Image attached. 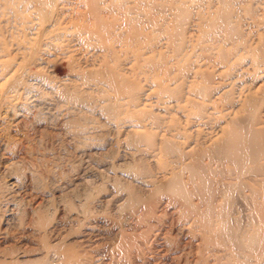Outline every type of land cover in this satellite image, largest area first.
<instances>
[{
    "label": "rangeland",
    "instance_id": "rangeland-1",
    "mask_svg": "<svg viewBox=\"0 0 264 264\" xmlns=\"http://www.w3.org/2000/svg\"><path fill=\"white\" fill-rule=\"evenodd\" d=\"M157 0H153V3L154 2H156ZM167 1V2H166ZM170 0H161V2H160V0H158L156 3H150V10L151 11H153V12H151L150 11V13H149V10H146V7H148V5H145V2L144 1H140V4H139V6L141 5V9H136V10H140V11H143V12H140V11H138V13L137 12H135V14H139V15H133V13L134 12H131V13H129L128 14V16H129V22L128 21H126V20H123V16H122V14H121V10H117V14H119L118 15V18L120 19L118 22H117V25H122V26H125L124 24L125 23H127L126 24V27H123V35H121V37L120 38H118L117 40H113V42H110L109 41V43L106 41V40H104L102 37V35H101V33L100 34H97V36L95 37L94 35L93 36H91L92 34H90L89 35V39H87L88 40V44L89 43H91L92 45H95V46H92V45H88L86 42H84V41H87L86 40V38H85V40H82V38H81V36L79 35V38H78V42L80 43H78L79 45L78 46H80V45H82V46H80V49H81V47H82V49H81V51H74V50H72V41L73 40H71V37H73L72 39H74V38H76L78 35L76 34V30H73V29H71L72 28V26H71V22H72V20L73 19H70V18H72V17H75V15H76V12H78V11H80V12H82L83 14L84 13H86L85 15L86 16H88L89 14L87 13L88 12V9H90L91 10V4H90V1L88 0V5H87V7H86V4H87V2L85 1V0H63V1H61L60 2V4L57 6V8L54 10V12L52 13V15H51V17H50V19L49 20H47L45 23H44V25L42 26V28H41V35L38 37V39L37 40H39L38 42H39V44L37 45L36 44V46H34L35 45V43H33V41H29V37H34L32 34H31V32H34L36 29H32V28H29V27H33V26H35L34 24L35 23H39V20H37L39 17H38V15L35 13V9H34V7H33V2H29V3H26L27 5H26V7L28 8L24 13H22V11H21V7L18 9V6L20 5H22V2H21V0H12V1H10V0H0V4L2 5H0V14H1V12H2V14L0 15V42L2 43V45H0V50H1V52H0V57L1 58H4V57H6V58H4L5 60H6V64L5 65H0V68L2 69H0V73H2L3 72V70H4V72H8L10 69H13L14 70V74H16L15 76H17V79L19 80L18 82V86H17V89H15L16 91H14L13 90V88H10L9 87V84L11 83V79L12 78H8L6 81L4 80V76L6 75V73L4 74V73H2V76H1V74H0V97H2V95H3V97L2 98H0V190L2 191H0L1 192V194H0V217H1V219H0V233L1 232H3L4 230H5V232H7V233H5L4 232V234L3 233H1L3 236H1V234H0V255H1V257L0 258H2V257H6V256H8V254H9V252H10V254H9V256H8V258H10V257H12V258H14L13 259V261H15V262H11L10 264H13V263H15V264H19L20 262V264H28V261H29V259H30V261H29V264H32L31 262H34V260L33 259H36V257L37 256H39V257H37V259L38 260H40L39 261V263H33V264H42V261H43V264H45V261H46V264H49L50 262L48 261V260H50L48 257L50 256V254L49 253H47V255H48V257H47V255H44V252H45V254H46V252H47V250H48V252H50V253H52V251H54V249H55V251L57 250V248H58V250L57 251H59V252H61L63 249H65V247H66V249H67V246H65V245H67L68 243H70L71 244V246H74L73 245V242L75 241H77L78 239H79V235L81 234V230L82 229H80L81 227H77V229H76V227H73V223H75V222H72V220L71 219H69L70 218V215L69 214H71V212L70 211H68V208L69 207H71V205L73 206V204H75L74 206H79V207H81L82 206V202H83V204H84V209H87V207L88 208H90V209H94V210H100L101 209V211L103 210V208H104V211H106V212H104L106 215H109V213L111 214V215H109V217H112L113 219H114V222H117L118 220H121V219H123V217H122V215H121V217L120 216H115L116 214L118 215V208L117 207H119L118 205H120L121 204V202H120V200L121 201H123L122 199V196H125L126 195V193H127V191H131L132 190V187H133V183L132 182H130L129 180V177L127 176V175H124V174H130V173H132L133 171H135V170H140V168H141V172L143 171V169H144V171L143 172H147L148 173V171L150 170V171H152V170H154V167H155V161H153V160H148L149 158H148V156L147 155H149V154H151L150 153V150H147V151H149L148 153H147V151L146 150H144V148L145 149H150L151 148V145H153V144H151V142L153 141V142H155V141H159V139L161 140H164L165 142H163L162 141V144L163 143H165V147L163 148V146H164V144H163V146H162V149H164V151H162V155H165L166 157L168 156H170V154L172 153V155L173 154H175L176 155V152L178 153V150H177V148H179V147H177V145H179L180 144V146L182 147H184V146H186L187 144H191V143H193V142H195V139L196 138H198L196 141L197 142H199L200 141V145H201V143H202V145H204L205 143H206V146H202L203 148V151L206 153L207 152V154H205L204 152H202L203 154H205V156L204 155H202L201 154V152H198L197 150H196V152L195 151H193L192 153H196L197 155V157L194 155H192V157L194 158V157H196L195 158V160L198 158V157H200V158H198V160H194V159H192V157L190 158V161L192 162V160H193V162H192V164L194 163L195 165V168H194V166L192 165H189V166H191L190 168H191V170H190V168H189V166H188V168L187 167H183V168H185L184 169V171L186 172V174H185V172L183 171V169H182V172H183V174L185 175V176H187V174L188 173H192V177L194 178V179H192V180H195L196 182H198L199 184L198 185H202V187L203 188H206V185L204 186V183L205 184H207V189L205 190V191H203L202 193L201 192H199V195H202L201 197L204 199V197L203 196H205L206 194H208V193H206V192H208V191H210L211 190V192H212V190H214V188L216 187L215 185H214V183L216 182V180L218 179L219 180V178H217L216 179V177L217 176H220V178H221V175H219V174H217V173H220V170L218 171V170H216L217 168H214L215 166H217L218 168H222L221 167V165H219L217 162H216V160L218 159V158H214V157H218L219 155V157L222 159V155H221V152L220 153H218V151H220V150H218V147L216 148V150L217 151H215V149L212 151V147H214V145H216L215 143V141H216V136H218V137H220V133L218 134V132H220V131H218L219 129V127H217V126H220V124H221V126H222V124H223V126L225 125L224 123H226L228 120H230V117L231 116H229V114H231L229 111H228V109H229V107H230V109H231V112H232V108L235 110V109H237V107H238V105L240 104V106L242 105V107L244 106H246V113L250 110V112H251V114H252V112H253V114L251 115L250 114V116H251V118L252 119H254L255 117L257 118H255L254 119V123H257L258 122V120H259V122H260V120H262L263 122L261 123V127L262 126H264L263 125V123H264V101H262V100H264V73H259V75L257 74V75H253V73L254 72H251L250 71V68H248L249 70H248V73L246 74V76L244 75V76H242V77H240L239 78V80L237 79L235 82L236 83H238L239 84V82H241L242 80V82H246V83H248V84H244L242 87L243 88H241V90L239 89L240 87H238V85L236 86H234V85H232L231 86V90L229 91V87L230 86H226V84H225V82L224 81H222V84H220V85H216L215 83V81H216V71L220 68V67H222V66H224V64H225V61H223L224 60V57H218L219 55L217 54V50L215 51V49H214V45H217L216 43H218V44H224L225 42H229V41H231L232 42V39H233V37L235 38V40L236 39H239V38H241L240 40L241 41H244L243 40V38H244V35H243V37L242 36H240V32H242L244 29H243V27H245L246 26V28H248V34H247V37H245V39L247 38V40H250L249 39V36H250V38H251V31H252V29H254V30H257V29H255V28H258V30L259 31H261L260 32V35L262 34L263 35V37H264V20H263V23L261 22L262 21V19L261 18H263L262 16H264L263 14H264V0H255V2H254V0H227V3H228V1L231 3V4H233L234 2V4H233V6H236V7H233V6H230L231 7V9H232V15H234L235 13V16H233V22H232V24H221V22H218L219 21V18H217V20H216V22H218L219 24H221V25H218V28H217V26H214V25H211V26H208V25H206V23L202 20L201 21V23L199 24L200 26H199V28H195V29H197L196 31H193V34L192 35H188V37L186 36V38H188V39H185L186 40V43L185 44H183L184 45V47H183V45H181L182 46V48L180 49V51H176L174 48H173V44H171L170 46L169 45H167V41H166V36H168V34L169 33H167L166 34V32H162V30H161V32L163 33H160V32H157V31H160L159 29L158 30H156V31H154L153 33H147L148 34V36H149V38H151V41H153V42H151V49H153L154 47H156V48H154V49H156V50H154V52H152L153 54H151V56H150V58L149 59H145V58H143L142 56H140V54L143 52V53H145V52H147L148 53V51H149V48H147V47H142L141 45V47L140 48H138V49H140V54L139 55H135V54H133V52L131 51V49H133V47H131V45L132 46H134V44H135V42H136V45H138V42L139 41H143V37H144V33H146L147 31H149L150 30V28L148 29L147 28V26H149L150 24L149 23H154L155 25H156V27H158L159 28V26H160V24H161V26H160V28L162 29V27H169V25H170V23H172V22H170L171 20L170 19H168V18H170V15L168 14V13H166V12H169L170 13V9H168V8H170L169 6H170V2L171 1H173V0H171L170 2H169ZM184 2H185V5L187 4V9H188V11H190V12H187L188 13V16L189 15H191V17H197V14H199V12H205L206 10H204V9H207V7L209 8V6L210 7H215L216 5V3L214 4V2H213V0H197L198 2L197 3H195L196 2V0H183ZM188 3H187V2ZM194 1V2H193ZM214 1H216V0H214ZM233 1V2H232ZM240 1V2H239ZM244 3H243V2ZM65 2V3H64ZM160 2V4H157V3H159ZM189 2L191 3V5H192V2H193V5L191 6L190 4H189ZM212 2V3H211ZM238 2V3H237ZM248 4H247V3ZM256 2H258V3H256ZM259 2H261V3H259ZM13 3V4H12ZM62 3H63V5H62ZM72 3V4H71ZM167 3H169V4H167ZM196 5H195V4ZM199 3H200V5H199ZM4 4H5V6L7 7H5L4 6ZM74 4V5H73ZM77 4H78V6H77ZM157 4V5H156ZM189 4V5H188ZM205 4L207 5L206 7H205ZM214 6H213V5ZM225 4V3H224ZM253 4H254V6H253ZM257 4V5H256ZM258 4H259V6H258ZM262 4V5H261ZM8 5V6H7ZM12 5H14V6H12ZM66 5V6H65ZM67 5H69V6H67ZM156 5V6H155ZM166 5H167V7H166ZM212 5V6H211ZM239 5H241V9L239 8ZM249 5V6H248ZM17 8H16V7ZM72 6V7H71ZM142 6H144V8H142ZM161 6L163 7L162 9H161ZM193 6H195V7H193ZM197 6H199V7H197ZM202 6H204V7H202ZM261 6V7H260ZM263 6V7H262ZM30 7H31V9H30ZM81 7V8H80ZM192 7V8H191ZM197 7V8H196ZM200 7L201 8H203V9H200ZM245 7V8H244ZM248 7H249V10H248ZM254 7L256 8V9H254ZM259 7H260V9H259ZM3 8H5V9H3ZM78 8H79V10H78ZM84 8V9H83ZM158 8V9H157ZM189 8H190V10H189ZM199 8V9H198ZM250 8H252L253 10H255V11H252V9H250ZM261 8L263 9L262 11H261ZM7 9H8V11H7ZM19 10V12L17 11V10ZM153 9V10H152ZM163 9H164V12H163ZM167 9H168V11H167ZM247 9V10H246ZM259 9V10H258ZM158 10H159V13H161V14H159L158 13ZM162 10V11H161ZM237 10V11H236ZM242 10H243V12H242ZM4 11V12H3ZM9 11H10V13H9ZM21 11V12H20ZM101 11L102 12H104V11H106L107 12V9L105 8V7H102V9H101ZM132 11V10H131ZM146 11H148V13L146 12ZM157 13H156V12ZM198 13H197V12ZM240 11V12H239ZM247 11V12H246ZM253 13H252V12ZM6 12V13H5ZM31 12V13H30ZM66 12V13H65ZM106 12H104V14H105V16L107 17L108 15L106 14ZM114 12V11H113ZM114 12V13H115ZM148 14H146V13ZM239 12V13H238ZM258 12V13H257ZM9 13V14H8ZM65 13V14H64ZM69 13H70V16H69ZM108 13V12H107ZM145 15H147V17L146 16H144L143 14ZM152 13V14H151ZM164 13H166L167 15H164ZM234 13V14H233ZM241 13V14H240ZM252 13V14H251ZM255 13V14H254ZM21 14V15H20ZM103 13H102V15H104ZM120 14H121V16H120ZM141 14V15H140ZM151 14V15H150ZM155 14V15H154ZM195 14H196V16H195ZM201 14V13H200ZM238 14V15H237ZM256 14H260V16H255ZM6 15V16H5ZM132 15H133V18H132ZM153 15L155 16L154 17V19L156 20H154V19H152L153 18ZM161 16V18L159 17V16ZM169 15V16H168ZM3 16V17H2ZM60 16H61V18L62 19H60ZM63 16V17H62ZM134 16H136V17H134ZM143 16V17H142ZM163 16V17H162ZM166 16V17H165ZM237 16V17H236ZM240 16H243V18H240ZM256 18H255V17ZM16 17V18H15ZM68 18V20H67V18ZM88 17H90V16H88ZM139 17V18H138ZM146 17V18H145ZM190 17V18H191ZM239 17V18H238ZM261 17V18H260ZM111 18H113V17H110L109 19H111ZM134 18H137V19H134ZM164 18V19H163ZM166 18H167V20H166ZM189 18V19H190ZM247 18V19H246ZM260 19V20H258V22H257V19ZM9 21H8V20ZM34 19V20H33ZM133 19V20H132ZM142 19V20H141ZM148 19V20H147ZM160 19V20H159ZM235 19V20H234ZM238 19V20H237ZM241 19H242V21H241ZM246 19V20H245ZM254 19V20H253ZM11 20H13V21H11ZM63 22H62V21ZM65 20V21H64ZM144 20V21H143ZM146 20V21H145ZM165 20V21H164ZM168 20H170V21H168ZM239 20H240V23H239ZM253 20V21H252ZM126 21V22H125ZM132 23H131V22ZM136 21V22H135ZM155 21V22H154ZM168 23H167V22ZM259 21H260V24L258 25V23H259ZM48 22V23H47ZM58 22H60V24H59V26L56 24V25H54V23H58ZM65 22V23H64ZM159 23V25H158V23ZM163 22V23H162ZM170 22V23H169ZM244 22H245V24H244ZM254 22H256V23H254ZM7 23V24H6ZM13 23V24H12ZM63 23V24H62ZM67 23V24H66ZM110 24H111V22H109ZM135 23H136V25H135ZM205 23V24H204ZM217 23V24H218ZM46 24V25H45ZM62 24V25H61ZM140 24H141V26H140ZM149 24V25H148ZM166 26H165V25ZM217 24H215V25H217ZM238 24V25H237ZM242 24V25H241ZM243 24H244V26H243ZM263 24V25H262ZM29 25V26H28ZM116 25V26H117ZM143 25V26H142ZM232 25H234V26H232ZM235 25H237L238 26V28H237V26L235 27ZM252 27V29L250 28V26ZM12 26V27H11ZM64 26H66L67 28H64ZM135 26H137V27H139V28H143V29H145L146 30V32H144V33H142L140 36H139V41H137L136 39H134V38H136V34L135 33H133V28L135 27ZM187 27H185V31L186 30H188V29H186V28H188L189 26L188 25H186ZM219 26L221 27H225V29L224 28H219ZM240 26V27H239ZM242 26V27H241ZM253 26H255V27H253ZM257 26V27H256ZM262 26V27H261ZM14 27V28H13ZM24 27H28L27 29H24ZM53 27H55L54 29H53ZM103 27V26H102ZM150 27V26H149ZM232 27H235V28H232ZM259 27H261V28H259ZM16 28V29H15ZM136 28V27H135ZM170 28V27H169ZM168 28V29H169ZM213 28V29H212ZM230 28H232V29H230ZM245 28V29H246ZM59 29V30H58ZM69 29V30H68ZM96 29H98V28H96ZM126 29H128V30H126ZM202 29V30H201ZM219 29V30H218ZM224 29V30H223ZM226 29L228 30V31H226ZM235 29H237L239 32H237ZM19 30V31H18ZM32 30V31H31ZM48 30V31H47ZM68 30V31H67ZM102 30V29H101ZM204 30V33L202 32ZM209 30H211L210 32H209ZM216 30V31H215ZM221 30V31H220ZM230 30V31H229ZM233 32H232V31ZM242 30V31H241ZM251 30V31H250ZM253 30V31H254ZM257 30V31H258ZM22 31V32H21ZM128 31V32H127ZM252 31V32H253ZM50 32V33H49ZM93 32H95V31H93ZM98 32H100V31H98ZM209 32V33H208ZM228 32H230L231 34H232V36L228 33ZM96 33V32H95ZM234 33H235V35H234ZM29 34V35H28ZM63 34V35H62ZM129 34V35H128ZM219 34H220V36H219ZM225 34H226V37H225ZM229 34V35H228ZM236 34H238V35H236ZM31 35V36H30ZM69 35V36H68ZM156 36V38H155V36ZM164 35V36H163ZM217 35V36H216ZM223 35H224V37H223ZM234 35V36H233ZM249 35V36H248ZM262 35H261V41L262 40H264V38L262 37ZM63 36V37H62ZM76 36V37H75ZM100 36V37H99ZM124 37V39H123V37ZM125 36H127V37H125ZM157 36H158V38H157ZM196 36V37H195ZM202 36H204V37H202ZM237 36V37H236ZM239 36V37H238ZM246 36V35H245ZM68 37V38H67ZM95 37V38H94ZM99 37V38H98ZM165 37V38H164ZM206 37V38H205ZM217 37V38H216ZM220 37V38H219ZM222 37V38H221ZM231 37H232V39H231ZM52 38V39H51ZM59 38V39H58ZM64 39V40H61V39ZM67 38V39H66ZM101 38L104 40H101ZM126 38H127V40H126ZM154 40H153V39ZM161 38H162V40H164V41H162L161 40ZM164 38V39H163ZM210 38L213 40V39H215L216 41H218V42H215L214 40V42L213 43H215V44H213L212 43V41H211V44L212 45H210ZM68 39H70L69 41H68ZM121 39H123V40H121ZM155 39H157V41H155ZM159 39V40H158ZM191 39V40H190ZM199 39V40H198ZM202 39H204L202 42H201V40ZM207 39V40H206ZM218 39V40H217ZM226 39H229V40H226ZM54 40V41H53ZM58 40V41H57ZM67 40V41H66ZM93 40V41H92ZM120 40V41H119ZM221 40V41H220ZM234 40V39H233ZM52 41H53V44H52ZM57 41V42H56ZM97 41H99V42H97ZM118 41V42H117ZM132 41V42H131ZM162 41V42H161ZM208 42V43H206L205 44V42ZM238 41V40H237ZM62 42H64L63 43V45H62ZM104 42V44L102 45V43ZM182 42V43H183ZM204 42V44H202ZM219 42H221V43H219ZM223 42V43H222ZM227 42V43H228ZM0 43V44H1ZM86 43V44H85ZM112 43V44H111ZM120 43H122V44H120ZM126 43V44H125ZM28 44V45H27ZM44 44V45H43ZM65 44V45H64ZM163 44V45H162ZM164 44H166V45H164ZM86 45H88V46H86ZM159 45L161 46V47H164L163 49L161 48V47H159ZM188 45H189V47H188ZM202 45H203V47H202ZM38 46H39V48H38ZM105 46L106 48L107 47H111V48H108V50L110 51V53L109 54H104L105 53V47L103 48V47ZM120 46V47H119ZM205 46V47H204ZM239 46V45H238ZM22 47V48H21ZM34 47H35V49H34ZM46 47H48V48H46ZM59 47H61L62 49H60ZM116 47V48H115ZM120 49H119V48ZM122 47V48H121ZM123 47H125L124 49H123ZM157 47H158V50H157ZM239 47H241V45L239 46ZM31 48V49H30ZM33 48V49H32ZM38 48V49H37ZM142 48V49H141ZM190 49V51H189V49ZM206 48V49H205ZM208 48V49H207ZM209 48H210V50H209ZM19 51H18V50ZM50 49V50H49ZM98 49V50H97ZM123 49V50H122ZM148 49V50H147ZM170 49V50H169ZM183 49H185V50H183ZM187 49V50H186ZM203 49H205V50H203ZM32 50V51H31ZM35 50V51H34ZM82 50H84V51H82ZM99 50H100V52H99ZM101 50H102V52H101ZM103 50H104V52H103ZM116 50V51H115ZM209 50V51H208ZM212 50H214V52L212 51ZM4 51V52H3ZM72 51H74L73 53H72ZM91 51H98L101 55L103 54V56H104V59L103 60H101V62H100V65H90L89 63L93 60V59H91V57L89 56V53L91 52ZM119 51V52H118ZM160 51V52H159ZM169 51V52H168ZM203 51H205V52H203ZM19 52V53H18ZM69 52H71V53H69ZM77 52V53H76ZM158 52V53H157ZM167 52V53H166ZM174 52H180L179 54L178 53H175V54H177L175 57H179L178 59H179V62H181L182 63V65H185V66H182V67H184V69L182 68L181 70H178L179 68L178 67H180V66H178V65H176L175 63H172V61H175V57H174V55H172V54H174ZM186 52V53H185ZM195 52V53H194ZM205 53V55L207 54V53H209V52H211L210 54L211 55H209V54H207L206 56L208 57V56H212V57H208V58H211V59H209V60H212V58H213V61H207L206 59H208L207 57H205V55L203 54V53ZM14 53V54H13ZM34 53H36L35 55H34ZM48 53V54H47ZM75 53V54H74ZM79 53H81V54H79ZM146 53V54H147ZM165 53V54H164ZM170 55H169V54ZM181 53H182V55H181ZM13 54V55H12ZM28 54V55H27ZM58 54V55H57ZM129 54V55H128ZM187 54V55H186ZM197 54V55H196ZM213 54H214V56L216 55H218L217 57L215 56H213ZM33 55V56H32ZM75 55V56H74ZM87 55V56H86ZM121 55V56H120ZM123 55V56H122ZM125 55V56H124ZM157 55V56H156ZM161 55H162V57H161ZM165 57H164V56ZM179 55V56H178ZM3 56V57H2ZM33 58H32V57ZM77 56H82V57H77ZM131 56V57H130ZM146 56V55H145ZM168 56H170V57H168ZM198 58H196V57ZM31 57V58H30ZM108 57V58H107ZM147 57V56H146ZM164 57V58H163ZM185 57V58H184ZM193 57H195V58H193ZM244 57H245V59H244ZM244 57H242V58H240L238 61H237V64L238 65H240V66H246L247 65V62L249 61V59H250V56L249 55H245ZM28 58V59H27ZM46 58V59H45ZM76 58V59H75ZM80 58V59H79ZM82 58H84V59H82ZM88 58H90V59H88ZM157 58V59H156ZM164 59V62H163V59ZM165 58H167V60L165 59ZM169 58V59H168ZM194 60H193V59ZM218 58V59H217ZM222 59V63H219L221 60L220 59ZM29 59H31V60H29ZM78 59V60H77ZM111 59V60H110ZM128 59V60H127ZM161 59V60H160ZM174 59V60H173ZM199 59H201V60H199ZM204 59V60H203ZM29 60V61H28ZM81 60H85L84 61V63H83V61H81ZM170 60V61H169ZM183 60V61H182ZM203 60V61H202ZM219 62H218V61ZM247 60V61H246ZM73 61V62H72ZM105 61V62H104ZM123 61V62H122ZM149 61V62H148ZM166 61H167V64H168V62H170L169 64V68H170V70H169V68H167V70H165L168 74H166V75H162L161 76V73H160V68L162 69V71H163V64H165V66H167L166 65ZM193 61V62H192ZM80 62H82V63H80ZM86 62V63H85ZM96 62V61H95ZM111 62H113V63H111ZM158 62V63H157ZM199 62V63H198ZM209 62V63H208ZM210 62H212V64L210 63ZM217 62V63H216ZM72 63V64H71ZM79 63V64H78ZM97 63V62H96ZM99 63V62H98ZM122 63V64H121ZM124 63V64H123ZM128 63H129V65H128ZM132 63V64H131ZM154 63V64H153ZM161 63H163V64H161ZM171 63H172V65H171ZM192 63H193V65H192ZM224 63V64H223ZM240 63V64H239ZM246 63V64H245ZM83 64H84V66H83ZM106 64V65H105ZM162 65L161 67L159 66V65ZM173 64H175V65H173ZM187 64V65H186ZM219 64V65H218ZM223 64V65H222ZM243 64V65H242ZM25 65V66H24ZM44 65H45V67H44ZM85 65H87V66H85ZM151 65V66H150ZM191 65V66H190ZM204 65H206V68H205V66ZM213 65V66H212ZM216 65H218V66H216ZM27 66V67H26ZM38 66V67H37ZM42 66V67H41ZM53 66V67H52ZM89 66H92V67H89ZM107 66V67H106ZM128 66V67H127ZM143 66V67H142ZM158 66L160 67V68H158ZM172 66H173V70H172ZM197 66V67H196ZM203 66V67H202ZM208 66V67H207ZM216 66V67H215ZM4 67H5V69H4ZM49 67V68H48ZM87 67V68H86ZM117 67H119V68H117ZM123 67V68H122ZM127 67V68H126ZM185 67H189V68H185ZM81 68V69H80ZM193 68H195L194 69V71H193ZM20 69H22V70H20ZM73 69V70H72ZM116 69H117V73L115 72L116 71ZM127 69V70H126ZM154 71H152V70ZM158 69V70H157ZM232 69V68H231ZM6 70V71H5ZM87 70V71H86ZM89 70L91 71V73L89 72ZM119 70V71H118ZM122 70V71H121ZM132 70V71H131ZM136 70V71H135ZM145 70V71H144ZM157 70V71H156ZM177 70V71H176ZM184 70V71H183ZM204 70V71H203ZM206 70H207V72H206ZM21 71V72H20ZM48 71V72H47ZM80 71H82L81 73H80ZM86 71V72H85ZM135 73H134V72ZM170 71V72H169ZM179 71H181V72H179ZM193 71V72H192ZM235 71V69L234 70H232V73ZM89 72V73H88ZM146 72H148V73H146ZM192 72V73H191ZM203 72V73H202ZM206 72V73H205ZM229 72H231V71H229ZM259 72V71H258ZM88 73V75H89V78L87 77L88 75H85V74H87ZM94 73V74H93ZM99 73V74H98ZM102 73V74H101ZM106 73V74H105ZM139 73V74H138ZM155 73L157 74V76H151V75H155ZM174 73V74H173ZM180 73V75H178ZM191 73V74H190ZM209 73V74H208ZM211 73V74H210ZM223 73V72H222ZM222 73L221 74H219V75H217L218 77H221V78H224V76H226L227 77V75L229 74H231V73H228V71L227 72H225L226 74H224V75H222ZM21 74V75H20ZM93 74V75H92ZM104 74V75H103ZM114 74H116L117 76H119V78H123L122 80L120 79L119 81H117L118 82V87L120 88V89H118V87H116V89H115V85H112V84H114V80H112V78H113V76H114ZM132 74H133V76H132ZM160 74V75H159ZM175 75V74H177V75H175V76H171V75ZM200 74H203L202 76H200ZM205 74L207 75L206 77V81L204 82L202 79H205L203 76H205ZM234 74V73H233ZM91 75V76H90ZM94 75H95V77H94ZM167 75H169V76H167ZM190 75H192V76H190ZM208 75H212V76H208ZM213 75H215V76H213ZM228 75V76H229ZM86 76V77H85ZM99 76H101V77H99ZM103 76H104V78H103ZM123 76V77H122ZM167 76V77H166ZM177 76V77H176ZM179 76V77H178ZM185 76V77H184ZM190 76V77H189ZM24 77V78H23ZM57 77V78H56ZM71 77V78H70ZM129 77H130V79H129ZM132 77V78H131ZM152 79H151V78ZM158 77H162L163 79H165V78H168L169 80H168V82H169V84H170V88H175L174 90H171V91H165V93H163V96H162V98L164 99V98H166L167 97V99H171L172 98V100H168L167 101V99L165 100L166 102V104H167V106H166V104L165 103H161L162 105H163V107L160 105V100H158V98H157V96H158V93L160 92H157L159 89L157 88V86H156V83H155V81H158ZM173 77H174V79H173ZM198 79H197V78ZM208 77L210 78V79H208ZM216 77V78H215ZM254 77V79H252ZM73 78V79H72ZM88 78V79H87ZM93 78V79H92ZM107 78V79H106ZM110 78H111V80H110ZM127 78V79H126ZM9 79H10V81H9ZM49 79V80H48ZM76 79V80H75ZM84 79V80H83ZM86 79H87V81H86ZM97 79V80H96ZM171 79H173V80H171ZM178 79H180V80H178ZM191 79H193V80H195V85L191 88H189L188 86H187V80H191ZM211 79H212V81H211ZM213 79L215 80V81H213ZM253 81H252V80ZM2 80L3 81H5V82H2ZM66 80V81H65ZM177 80H178V85L179 86H176L177 84H176V82H177ZM209 80V81H208ZM222 80V79H221ZM247 80V81H246ZM122 81H124V83L122 82ZM137 82V83H135V82ZM186 81V82H185ZM238 81V82H237ZM250 81L251 82H254V83H256V84H254L253 85V83H250ZM9 82V84L7 85V83ZM59 82V83H58ZM131 82V83H130ZM208 83V85L210 86V87H208L207 88V83ZM211 82H212V84H215L217 87H215V85H212L211 84ZM213 82H215V83H213ZM241 82V83H242ZM88 83V84H87ZM133 83H135V84H133ZM174 83H175V85H174ZM179 83H181V84H179ZM185 83V84H184ZM250 83V84H249ZM5 86H4V85ZM27 84V85H26ZM29 84H31V85H29ZM34 84V85H33ZM85 84V85H84ZM87 84V85H86ZM94 84V85H93ZM99 84V85H98ZM123 84V85H122ZM127 84V85H126ZM129 84V85H128ZM201 84V85H200ZM202 84L204 85V87L206 86V88L204 89V92L203 91H201V92H199L200 90H198V89H200V87L202 86ZM223 84H225V85H223ZM68 85V86H67ZM121 85H122V87H121ZM131 85H134V86H131ZM138 86V88H137V86ZM172 85H174V86H172ZM186 85V86H185ZM199 85H200V87H199ZM222 85V86H221ZM67 86V87H66ZM98 86V87H97ZM131 86V88H129ZM220 86V87H219ZM228 87V89H226V92H225V94L222 92V89H224V87ZM252 86H254V87H252ZM5 87H6V92H5ZM32 87V88H31ZM36 87V88H35ZM123 87H125V88H123ZM134 87V88H133ZM181 87V88H180ZM185 87V88H184ZM215 87V88H214ZM233 87V88H232ZM259 87V88H258ZM7 88H8V91H7ZM29 88V89H28ZM41 88V89H40ZM107 88V89H106ZM135 88H137V89H135ZM149 88V89H148ZM150 88H153V89H150ZM180 88V89H179ZM189 88V89H188ZM196 88H197V90H198V92L196 91ZM213 88V90H212V92H210L211 91V89ZM219 88V89H218ZM222 88V89H221ZM255 89L258 93L256 94V91H254L255 93L253 94V92L250 94V91L248 92V89ZM13 91H12V90ZM60 89V90H59ZM78 89V90H77ZM88 89V90H87ZM109 89V90H108ZM118 89V90H117ZM125 89H129L128 91L127 90H125ZM132 89H134V91H132ZM155 89H157V90H155ZM192 89L194 90V92H192ZM208 89H210V91L207 93L206 91L208 90ZM217 89V90H216ZM262 89H263V91H262ZM4 90V91H3ZM27 90V91H26ZM45 90H46V92H45ZM84 90V91H83ZM87 90V91H86ZM91 90V91H90ZM117 90V91H116ZM121 90V91H120ZM136 90V91H135ZM138 90V91H137ZM140 90V91H139ZM149 90V91H148ZM240 90V91H239ZM21 91V92H20ZM32 91H34V92H32ZM110 91V92H109ZM118 91H119V93H118ZM127 93H125V92ZM173 91H174V93H173ZM178 93H177V92ZM195 91L197 92V93H195ZM237 91H239L240 92V94L237 92ZM242 91H244V92H242ZM245 91H246V93H248L249 95H250V97L252 96V95H256L257 97H259L260 99H261V101L262 102H258V101H260L259 100V98H257L256 96V98L255 97H251V99L253 100L254 98V102L256 103H254V102H251V99H248V100H245V99H247V97H249V95H246V94H243V93H245ZM260 91H262V92H260ZM3 92V93H2ZM10 92V93H9ZM15 92V93H14ZM32 92V93H31ZM39 92V93H38ZM50 92V93H49ZM65 92V93H64ZM95 92V93H94ZM121 92H122V94H121ZM135 92V93H134ZM157 92V93H156ZM183 92V93H182ZM190 92V93H189ZM193 94H192V93ZM202 92H203V94H202ZM220 92H222V93H220ZM227 92H228V94L230 93V92H233V95H235L234 97H232V93H230L229 95L227 94ZM236 92L238 93L237 94V96H236ZM9 93V94H8ZM12 93V94H11ZM14 93V94H13ZM51 93H53L54 94V96H53V94H51ZM73 93V94H72ZM102 93V94H101ZM120 94V98L119 97H117L118 96V94ZM123 93H125L124 95H123ZM130 93L131 94H134L135 95V97H134V95H130ZM146 93V94H145ZM176 93V94H175ZM185 93H186V95H189L190 94V96L191 97H193L194 98V100H201V101H198V102H201V104L197 107L199 110H200V112H199V110L195 107V108H193L192 107V110H191V107H190V105H188V104H186V108L188 107V109H183V108H181V107H178V108H174V101L175 100H178V99H181V98H183V97H185L184 95H185ZM208 94V96H209V98L207 97V96H205V94ZM211 93V94H210ZM217 93H218V95H219V93L221 94V95H225L224 97L223 96H217ZM260 93V94H259ZM5 94V95H4ZM34 94V95H33ZM39 94H40V96H39ZM42 94H43V96H42ZM62 94H64V95H66V96H64L63 97V95ZM69 94V95H68ZM79 94V95H78ZM89 94V95H88ZM112 94V95H111ZM137 94V95H136ZM150 94H151V96H150ZM153 94H155V95H153ZM172 94V96H171V98H170V95ZM197 94V95H196ZM200 94H202V95H200ZM216 94V95H215ZM19 95V96H18ZM28 95V96H27ZM83 95V96H82ZM87 95V96H86ZM157 95V96H156ZM167 95V96H166ZM231 95V96H230ZM238 95H240V96H238ZM244 95H246V96H243ZM263 96V97H261V96ZM35 96V97H34ZM39 96V97H38ZM53 96V97H52ZM70 96H72V97H70ZM90 96V97H89ZM108 96V97H107ZM136 96H138V98H136ZM145 96V97H144ZM166 96V97H165ZM169 96V97H168ZM174 96V97H173ZM197 96V97H196ZM200 96V97H199ZM203 96V97H202ZM212 96V97H211ZM228 96H230L231 97V100H230V98H228ZM5 97V98H4ZM9 97V98H8ZM33 97V98H32ZM76 97V99H74ZM86 97V98H85ZM92 97V99H90ZM129 101H125V98ZM130 97V98H129ZM134 97V98H133ZM176 97H178V98H176ZM196 97V98H195ZM217 97V98H216ZM225 98L224 100H223V98ZM238 97H239V99L242 101L243 100V103L244 104H242V102L241 103H239L238 101H239V99H238ZM26 98V99H25ZM72 98V99H71ZM79 98V99H78ZM85 98V99H84ZM110 98V99H109ZM123 98H124V100H123ZM131 98H133V101H131L132 99ZM175 98V99H174ZM201 98V99H200ZM205 98V99H204ZM212 98V99H211ZM219 98H221V102L218 100ZM230 100H228V99ZM237 98V99H236ZM242 98V99H241ZM244 98V99H243ZM28 99H29V101H28ZM49 99V100H48ZM66 99V100H65ZM103 99H105V100H103ZM120 101V102H118V100ZM144 99V100H143ZM156 99V100H155ZM215 99V100H214ZM234 99V100H233ZM52 102H51V101ZM71 100V101H70ZM77 100L80 102H78L77 103ZM150 100V101H149ZM155 101V103H154V101ZM204 100H206L207 101V103L210 101V100H212V101H210V104L208 103L207 105L209 106V108H208V106L206 105V101H204ZM209 100V101H208ZM219 101V102H217V104H215L214 103V101ZM238 100V101H237ZM42 101V102H41ZM86 101V102H85ZM92 101H93V103H92ZM123 101V103H121ZM224 101V103H223V105H221L222 104V102ZM227 101H229V102H231V103H229V102H227ZM236 101L238 102V103H236ZM245 101V102H244ZM248 101V102H247ZM54 102V103H53ZM84 102V103H83ZM98 102V103H97ZM115 102V103H114ZM143 102V103H142ZM167 102H170V103H167ZM234 102V103H233ZM249 102H251L250 104H249ZM41 103V104H40ZM51 103V104H50ZM59 103V104H58ZM62 103V104H61ZM73 103V104H72ZM87 103V104H86ZM91 103V104H90ZM100 103V104H99ZM114 103V104H113ZM120 103L122 104V105H120ZM131 103V104H130ZM136 103V104H135ZM156 104V105H154V104ZM171 103H173V104H171ZM246 103H248V104H246ZM258 103V104H257ZM263 103V105L261 106V104ZM47 104V105H46ZM64 104V105H63ZM66 104V105H65ZM107 104V105H106ZM123 104H124V106H123ZM168 104H170V105H168ZM202 104L205 106L206 105V108H202V111H201V107H202ZM254 104V105H253ZM260 104V105H259ZM55 105H56V107H55ZM61 105H63V107H62V109H60L61 108ZM96 107H95V106ZM99 105V106H98ZM129 105V106H128ZM132 105H134V106H136L135 108H134V106H132ZM147 105V106H146ZM153 105V106H152ZM227 105V106H226ZM235 105V106H234ZM248 105L250 106V107H248ZM253 105V106H252ZM30 106V107H29ZM84 106H86V107H84ZM93 106V107H92ZM118 106V107H117ZM119 106L122 108L121 110H120V108H119ZM167 108H166V107ZM201 106V107H200ZM203 106V107H204ZM216 106V107H215ZM219 106V107H218ZM220 106L222 107L223 106V109L222 108H220ZM256 106V107H255ZM18 107V108H17ZM27 107L29 108V109H27ZM48 107V110L46 109ZM65 107V108H64ZM82 107V108H81ZM90 107V108H89ZM126 107V109H124V108ZM128 107V108H127ZM133 107V108H132ZM145 107V108H144ZM149 107V108H148ZM190 107V108H189ZM210 107H212V108H210ZM228 109H227V108ZM232 107V108H231ZM253 107H255L254 108V110L257 112H255L254 110L252 111V109H249V110H247L248 108H253ZM260 107V108H259ZM24 108V109H23ZM51 108H53V109H51ZM59 108V109H58ZM82 110H81V109ZM238 108H241V107H238ZM70 109H72V111L70 110ZM124 109V110H123ZM131 109H134V110H131ZM139 109V110H138ZM167 109V110H166ZM206 109V110H205ZM226 109H227V116L228 117H225L224 115H226L225 114V112H226ZM241 109H243L242 110V112L239 114V115H237V116H239V119H241V118H248V116L249 115H245V110H244V108H241ZM241 109H239V110H241ZM14 110V111H13ZM60 110V111H59ZM68 110V111H67ZM70 110V111H69ZM77 110V112H75ZM80 110V111H79ZM92 110V111H91ZM147 110L149 111L148 113H147ZM155 110V111H154ZM188 110V111H187ZM191 110V111H190ZM196 110V111H195ZM214 110V111H213ZM224 110H225V112H224ZM233 110V111H234ZM238 110V109H237ZM54 111V112H53ZM61 111H63V113L61 112ZM67 113H66V112ZM82 111V112H81ZM121 111V112H120ZM126 111V113H124ZM134 111V112H133ZM163 111H164V113H163ZM174 113H173V112ZM181 111V112H180ZM184 111V112H183ZM211 113H210V112ZM213 111V112H212ZM220 111H221V113H220ZM15 112V113H14ZM59 112V113H58ZM75 112V113H74ZM118 112H120V114L122 115V116H120L119 115V113ZM127 112H129V114L130 115H128V113ZM157 112V113H156ZM160 112H162V115H160L161 113ZM171 112V113H170ZM189 114V115H187V113ZM191 112V113H190ZM192 112H195V115L194 114H192ZM196 112H197V114H196ZM198 112H199V114H198ZM205 112H206V114H205ZM250 112H248L247 114H249ZM44 113V114H43ZM74 113V114H73ZM150 113H152V114H150ZM169 113V114H168ZM173 113V114H172ZM176 113V114H175ZM200 113H202V115L200 114ZM203 113H204V115H207L206 117L203 115ZM220 115H218V114ZM224 113V115H221V114H223ZM242 113H243V115H244V117H242L243 115H242ZM43 114V115H42ZM61 114V115H60ZM66 114V115H65ZM71 114V115H70ZM136 114V115H135ZM150 114V115H149ZM154 114V119L155 120H153L152 118H151V115H153ZM156 114H157V117L159 118H157L156 117ZM164 114V115H163ZM179 114V115H178ZM208 114H210V115H208ZM212 114V115H211ZM221 118H219V117H217V115ZM132 115V116H131ZM147 115H148V117H147ZM199 117V116H202V117H197V116ZM213 115H214V117H213ZM232 115V114H231ZM242 115V116H241ZM256 115V116H255ZM259 117H258V116ZM65 116V117H64ZM67 116V117H66ZM119 116V117H118ZM150 116V117H149ZM204 116V117H203ZM211 116V117H210ZM241 116V117H240ZM245 116H247V117H245ZM250 116H249V118H250ZM254 118H253V117ZM121 117V118H120ZM124 117V118H123ZM128 117V118H127ZM133 117H135V118H133ZM140 117V119H138ZM145 117V118H144ZM153 117V116H152ZM176 117H177V119L179 120H177L176 119ZM192 117V118H191ZM209 117V118H208ZM126 118V119H125ZM141 118H143L142 120L144 121V123H143V121L141 122L140 120H141ZM149 118V119H148ZM165 118V119H164ZM179 118H182V119H179ZM194 118V119H193ZM212 118V119H211ZM219 118V119H218ZM229 118V119H228ZM234 118H236V117H234ZM250 118V119H251ZM67 121H66V120ZM70 119H72V120H70ZM136 119V120H135ZM145 119H147V120H145ZM157 119V120H156ZM171 119V120H170ZM176 119V120H175ZM185 119V120H184ZM191 119V120H190ZM195 120V121H193V120ZM197 119H199V120H197ZM205 119V120H204ZM217 119V120H216ZM227 119V120H226ZM248 120V121H250V123H252L253 121H251V120ZM69 120V121H68ZM134 120V121H133ZM161 120V121H160ZM168 120V121H167ZM174 120H175V122H174ZM201 120V121H200ZM204 120V121H203ZM206 120H207V122H206ZM214 120L215 121V123H213L212 121ZM236 121L238 120L237 118L235 119ZM242 120L243 121H245L244 119H241V121L240 122H242ZM120 121V122H119ZM122 121V122H121ZM154 121H156L155 123L156 124H154ZM160 123H159V122ZM182 121H183V123H182ZM198 121L199 122H201V123H198ZM210 121V122H209ZM236 121H232V122H236ZM247 121V120H246ZM247 121V122H248ZM150 122L151 123H153V125L154 126H152L151 124H150ZM158 122V123H157ZM165 122V123H164ZM178 122V123H177ZM191 122V123H190ZM195 122L197 123V124H195ZM206 124V123H208V124H206L205 126H204V124ZM223 122V123H222ZM229 122V121H228ZM258 122V123H259ZM144 125H143V124ZM171 124L170 126H171V128H172V130L175 132V130H176V126H178L180 123V126H182L183 125V127H180V126H178V128L180 127L181 128V130H182V128H183V130L182 131H184L183 133H184V135H185V132H186V134H188V135H185V136H182V135H180V134H182V133H180L179 135L180 136H182V138H178V134H177V137H176V132L174 133L172 130H171V128L169 129V127H168V125H166V124ZM175 123H176V126H174L175 125ZM185 123V124H184ZM209 123H210V125H209ZM219 123V124H218ZM231 123V122H230ZM230 123H227V125L225 126L226 128H230L231 129V127H232V129H231V131L236 127V129H237V126H234V125H236L237 123H238V121H237V123H233L232 124V126L230 125ZM242 123H244V122H242ZM242 123H238L239 125L241 124L242 125ZM249 123V122H248ZM248 123H244V124H248ZM149 124L151 125V127H144V126H149ZM163 124V125H162ZM194 124L195 125H197L196 127H199V126H201V127H199V132L198 131H196L198 128H196L195 126H194ZM199 124V125H198ZM253 124V123H252ZM135 125V126H134ZM172 125H173V127H172ZM217 125V126H216ZM253 125H255V124H253ZM137 126H140L139 128H137ZM195 128H194V127ZM216 126V127H215ZM230 126V127H229ZM85 127V128H84ZM143 127H144V129H143ZM166 127H168V129L170 130V132H169V130H167V128ZM175 127V128H174ZM192 127H193V129H195V130H193L192 129ZM71 129V131H70V129ZM138 130H137V129ZM140 128H141V130H140ZM150 128V129H149ZM155 128H157V130L155 129ZM165 128V129H164ZM177 128V129H178ZM179 128V129H180ZM188 128H191V129H188ZM209 128V129H208ZM214 128V129H213ZM130 131H129V130ZM136 129V130H135ZM143 129V130H142ZM151 129H153V131L151 130ZM155 129V130H154ZM160 129H162V130H160ZM166 130L165 132H164V130ZM185 129H186V131H185ZM236 129H235V131H234V133L236 132ZM68 130V131H67ZM82 130V131H81ZM89 130H91V131H89ZM127 130V131H126ZM131 130H132V132H131ZM135 130V131H134ZM194 132H193V131ZM202 130V131H201ZM207 130V131H206ZM210 130H212V131H210ZM238 130V129H237ZM70 131V132H69ZM82 133H81V132ZM168 131V132H167ZM181 131V132H182ZM216 131H218L217 133H214V132H216ZM74 132V133H73ZM76 132V133H75ZM78 132V133H77ZM95 132V133H94ZM103 132V133H102ZM130 132V133H129ZM140 132V133H139ZM151 132H152V134H155V135H152L151 134ZM159 132H160V134H159ZM162 132V133H161ZM164 132V133H163ZM188 132H190V133H188ZM197 132V133H196ZM262 132H263V127H262ZM100 133V134H99ZM129 133V134H128ZM132 133H133V135H132ZM136 133V134H135ZM169 133V134H168ZM171 133H173V134H175V135H172L171 136ZM74 134V135H73ZM104 134V135H103ZM162 134H163V136H162ZM190 134V135H189ZM195 134V135H194ZM196 134L198 135V136H196ZM262 134H264V132L262 133ZM80 135V136H79ZM82 135H84V136H82ZM85 135L87 136V137H85ZM129 135V136H128ZM131 135V136H130ZM137 135H139L138 137H137ZM142 135V136H141ZM145 135V136H144ZM158 135H160V137L158 136ZM234 135H237V137H238V132H236V134H234ZM260 136H264V135H261V134H259ZM82 136V137H81ZM127 136H128V138H127ZM147 136V137H146ZM149 136H153V137H149ZM155 136V137H154ZM162 136V137H161ZM166 138H165V137ZM175 136V137H174ZM186 136H188V137H186ZM192 136V137H191ZM195 138H194V137ZM210 137L212 140H213V138H214V142L211 140V139H209L208 137ZM223 136V135H222ZM221 136V137H222ZM259 136V138L258 139H260L261 141H263L264 139V137L262 138V137H260ZM72 137V138H71ZM142 137V138H141ZM143 137H145V139H143ZM164 137V138H163ZM173 139V140H170L171 138ZM185 137L186 138H188V139H185ZM189 137L192 139H189ZM207 137V138H206ZM220 137V138H221ZM236 137V136H235ZM236 137V138H237ZM83 138V139H82ZM125 138H127V140L125 139ZM152 138V139H151ZM155 138V140H153ZM158 138V139H157ZM170 138V139H169ZM177 138H178V140H179V142H177L178 140H177ZM201 138V139H200ZM203 138H205V139H203ZM257 138V137H256ZM150 139V140H149ZM167 139V140H166ZM171 141V143H170V141ZM177 141H176V140ZM185 139V141H183L184 143H180V140L182 141V140H184ZM203 139V140H202ZM207 139L209 140L208 142H207ZM235 139V138H234ZM238 139V138H237ZM236 139V140H237ZM122 140V141H121ZM124 140H126V141H124ZM152 140V141H151ZM176 141V143H175V141ZM220 140L221 139H218L217 138V142L219 141L220 142ZM259 140V141H260ZM151 141V142H150ZM172 141H173V143H172ZM190 141V142H189ZM193 141V142H192ZM202 141V142H201ZM206 141V142H205ZM211 141H212V146H210L211 145ZM124 142V143H123ZM141 142V143H140ZM144 142V143H143ZM146 142V143H145ZM170 144H169V143ZM205 142V143H204ZM128 143H129V145H132V146H129L128 145ZM175 143V145L173 146L172 144H174ZM262 143V142H261ZM140 144V145H139ZM147 144V145H146ZM151 144V145H150ZM168 144V145H167ZM218 144H220V143H218ZM217 144V145H218ZM263 144H264V141H263ZM125 145V146H124ZM142 145V147H144L143 149L140 147ZM145 145L147 146V148L145 147ZM172 145V146H171ZM77 146V147H76ZM133 146H136V148L135 147H133ZM168 146V147H167ZM208 146H210V149H208ZM264 146V145H263ZM139 147H140V150L142 149V151L140 152V150H139ZM76 148V149H75ZM127 148V149H126ZM130 148V149H129ZM138 148V149H137ZM168 148V149H167ZM206 148V149H205ZM132 149V151H134V153L136 152V154H134V157H132V160H130V162L126 165H124V166H126V167H123V169L125 168V170H121V167H118L117 166V164H118V162H120V164H122L121 162H122V157H123V155L125 154V153H123L124 151L123 150H125V151H127V150H131ZM135 149V150H134ZM152 149V148H151ZM76 150V151H75ZM145 152H144V151ZM207 150V151H206ZM208 150H209V152H214V154L212 155V154H210L209 152H208ZM84 151V152H83ZM167 151V152H166ZM88 152H90V153H88ZM199 154H198V153ZM264 152V151H263ZM88 153V154H87ZM92 153V154H91ZM122 153V154H121ZM147 153V155H145V154ZM169 153V154H168ZM92 156H91V155ZM107 154V155H106ZM190 154H191V152H190ZM201 154V155H200ZM210 154V155H209ZM216 154L218 155V156H216ZM84 155V156H83ZM112 155V158L110 157ZM118 155V156H117ZM171 155V156H172ZM206 155H208V157L209 158H211L212 160H214L215 162V164L217 163V165H213L212 166V164H214V163H212L211 164V159H208V157L206 156ZM82 156V157H81ZM91 157V158H90ZM98 157V158H97ZM99 157H100V159H99ZM119 157V158H118ZM205 157V158H204ZM206 157H207V160H206ZM88 158V159H87ZM96 158V159H95ZM204 159V160H206V161H208L209 160V162H210V164L211 165H209V163L208 162H206V164H208L207 166H205V168H202L201 166L203 165L202 164V162L204 161V160H201V159ZM219 158V159H220ZM87 159V160H86ZM106 159V160H105ZM108 159V160H107ZM113 159V160H112ZM120 159V160H119ZM202 161H200V160ZM219 159L217 160L218 162H219ZM84 160V161H83ZM93 160V161H92ZM97 162H96V161ZM100 160H102V161H100ZM104 160V161H103ZM83 161V162H82ZM87 161H91L90 163L88 162L87 163ZM151 162H153V165H151L152 163ZM213 162V161H212ZM102 163H105V164H109V165H107V168H106V165L105 164H102ZM136 163H139V164H137V166H134V164L136 165ZM141 163V164H140ZM199 164V166H198V164ZM204 163V162H203ZM88 164V165H87ZM114 164V165H113ZM99 165H101V166H99ZM105 165V166H104ZM112 165H113V167H112ZM117 166V168H119V169H116V166ZM130 165H132V167L130 166ZM144 165H146V166H144ZM204 165H205V163H204ZM85 166V167H84ZM95 166V167H94ZM139 166V167H138ZM141 166V167H140ZM148 166V167H147ZM152 166H153V169H152ZM98 167V168H97ZM137 168V169H134V168ZM147 167V168H146ZM197 167H199V168H201V169H203L202 171L201 170H199V168L197 169ZM206 167H209V170H212L211 172L208 170V169H206ZM212 167V168H211ZM86 168V169H85ZM92 168H94L93 170H92ZM102 169V170H99V172L97 171L98 169ZM106 168V169H105ZM132 168V169H131ZM148 168H150L149 170H147ZM188 170H187V169ZM90 169V170H89ZM105 169V170H104ZM108 169V170H107ZM129 169V170H128ZM193 169H195V170H193ZM197 169V170H196ZM204 169H206V170H204ZM89 170V171H88ZM120 170V171H119ZM133 170V171H132ZM146 170V171H145ZM209 172H208V171ZM85 171V172H84ZM124 171H126V172H124ZM181 171V170H180ZM179 169L177 170V172H176V174H178L179 172ZM190 171V172H189ZM84 172V173H83ZM121 172H123V173H121ZM188 172V173H187ZM200 172H201V174H204V172H206L204 175H201L200 174ZM100 175H99V174ZM107 173V174H106ZM181 173V172H180ZM221 173H222V171H221ZM220 173V174H221ZM96 175V177H95V175ZM113 174H115L116 176H113ZM201 176H200V175ZM210 175V178L208 177L209 175ZM211 174L213 175V177L211 176ZM215 174V175H214ZM93 177H91V176ZM102 175V176H101ZM106 175H107V177H106ZM179 175V174H178ZM184 175H182L183 176V178H185V176ZM189 175V174H188ZM207 175V176H206ZM82 176V177H81ZM197 176V177H196ZM199 176V177H198ZM222 176H223V174H222ZM64 177V178H63ZM105 177L107 178L106 180H105ZM114 177H115V179H114ZM201 177V178H200ZM206 177V178H205ZM60 178H61V180H60ZM102 178V179H101ZM110 178V179H109ZM113 178V179H112ZM200 178V179H202V180H204L205 179V181L207 182H205V181H200V179L198 180V179ZM212 178H214V179H212ZM19 179V180H18ZM56 179V180H55ZM87 179V180H86ZM91 179H93V181L91 180ZM95 179V180H94ZM108 179H109V181H108ZM129 179V180H128ZM207 179V180H206ZM209 179L211 180V182H209L208 183V181H209ZM58 180V181H57ZM90 180V181H89ZM198 180V181H197ZM55 181V182H54ZM77 181V182H76ZM110 181H112V182H110ZM117 181V182H116ZM215 181V182H214ZM52 182V183H51ZM73 182V183H72ZM81 182H82V184H81ZM93 182V183H92ZM189 182V183H188ZM187 182V184H186V186H188V188L190 187V181H188ZM218 182V181H217ZM216 182V183H217ZM77 183H79V185H77ZM100 183V184H99ZM108 183V184H107ZM201 183V184H200ZM211 183V184H210ZM31 184V185H30ZM65 186H64V185ZM68 184V185H67ZM70 184V185H69ZM81 184V185H80ZM94 184V185H93ZM97 184H99V185H97ZM102 184V185H101ZM193 184L194 183H192L191 184V186H192V188H193ZM12 185V186H11ZM22 185V186H21ZM33 185H35V186H33ZM89 185V186H88ZM101 185V186H100ZM117 185V186H116ZM212 185V186H211ZM18 186V187H17ZM32 186V187H31ZM74 186V187H73ZM94 186H97V188L96 187H94ZM100 186V187H99ZM111 186V187H110ZM114 186V187H113ZM208 186H210L209 188H208ZM25 187H27V188H25ZM35 189H34V188ZM54 187H56V188H54ZM69 187V188H68ZM76 187V188H75ZM79 187V188H78ZM86 187V188H85ZM117 189H116V188ZM211 187H213L212 189H211ZM25 188V189H24ZM39 188V189H38ZM131 188V189H130ZM191 188V187H190ZM203 188H199L200 190L201 189H203ZM24 189V190H23ZM58 189V190H57ZM74 189V190H73ZM82 191H81V190ZM84 189V190H83ZM115 189V190H114ZM121 189H122V191H121ZM21 190V191H20ZM117 190H119L120 192H121V194L123 193V195H118L117 194ZM195 189H193V190H190V191H192V193L193 192H195L194 191ZM32 193H31V192ZM74 191V192H73ZM88 191H89V193H88ZM125 193H124V192ZM190 191H188L189 193H190ZM62 192V193H61ZM80 192V193H79ZM84 192V193H83ZM211 192L209 193L210 195H211ZM213 192H215V190L213 191ZM212 192V193H213ZM216 192H217V190H216ZM29 193H31V194H29ZM60 193V194H59ZM77 195H75V194ZM83 195H82V194ZM87 193V194H86ZM91 193H92V196H91ZM191 193V194H192ZM27 194V195H26ZM35 194V195H34ZM72 194V195H71ZM89 194H90V198L89 197H87V196H89ZM98 194V196H96ZM114 194H115V197H114ZM125 194V195H124ZM198 195V192H196V193H194L193 195H191V197L192 196H194V195ZM208 194V195H209ZM214 194V193H213ZM21 195V196H20ZM80 197H79V196ZM84 195H86L85 196V198L87 197V198H89V199H86V200H88V201H85V199L82 197V196H84ZM195 195V197H197ZM208 195H206L207 197H208ZM210 195H209V197H210ZM8 196V197H7ZM73 196V197H72ZM75 196V197H74ZM190 196V195H189ZM7 197V198H6ZM13 197V198H12ZM77 197V198H76ZM81 197H82V199H81ZM110 197H112V200H111V198ZM114 197V198H113ZM117 197H118V199H117ZM194 197V198H195ZM207 197L205 198V199H207ZM3 198V199H2ZM23 198V199H22ZM58 198V199H57ZM95 198V199H94ZM193 198V197H192ZM193 198V199H194ZM8 199V200H7ZM18 199V200H17ZM62 199V200H61ZM74 199V200H73ZM77 199V200H76ZM79 199V200H78ZM120 199V200H119ZM100 200V201H99ZM116 200H118V201H116ZM231 200V199H230ZM230 200H228L227 199V202L226 201H224V202H226L224 205H225V207L228 205V202H230ZM234 200L235 199H233V200H231V202L233 201L234 202ZM21 201V202H20ZM45 201V202H44ZM84 201H85V203H84ZM18 202V203H17ZM58 204H57V203ZM75 202V203H74ZM117 202L119 203L118 205H115V204H117ZM232 202V204L231 203H229L230 205H229V209H228V211L226 212V214L228 213V214H230V212H233L234 210H235V208H233L234 206H236V204H238V202L236 201V203L234 204ZM45 203V204H44ZM73 203V204H72ZM81 203V204H80ZM56 204V205H55ZM70 204V205H69ZM90 204V205H89ZM81 205V206H80ZM89 205V206H88ZM232 205V206H231ZM239 205V204H238ZM237 205V206H238ZM5 206H6V208H5ZM17 206V207H16ZM57 206H58V208H57ZM75 207V208H77V209H79L78 207ZM121 206V205H120ZM92 207H94V208H92ZM97 209H96V208ZM232 207V209H231V211H230V208ZM3 208V209H2ZM82 208V207H81ZM227 208V207H226ZM2 209V210H1ZM67 209V210H66ZM111 209V210H110ZM234 209V210H233ZM236 209H237V207H236ZM36 210V211H35ZM44 210V211H43ZM5 211V212H4ZM10 211V212H9ZM17 211V212H16ZM40 211V212H39ZM43 211V212H42ZM70 212V213H68L67 214V212ZM2 212V213H1ZM20 212V213H19ZM35 212V213H34ZM41 213V214H39V213ZM113 212V213H112ZM120 212H122L123 213V211H119V213ZM9 213V214H8ZM33 213V214H32ZM44 213V214H43ZM46 213V214H45ZM108 213V214H107ZM14 214V216H16V217H14V216H12ZM19 214H21V215H19ZM35 214V215H34ZM227 214V215H228ZM36 215H37V218H36ZM40 215H41V218H42V220L44 221V224L46 225V232L45 233H42V231H40V234H34V233H36V230L34 229L35 227H36V224H35V226L33 225L34 223H36V222H38V221H40L41 220V218H40ZM44 215V216H43ZM112 215H114V217L112 216ZM8 216V217H7ZM31 216H32V218H31ZM39 216V217H38ZM67 216H69L68 218H67ZM4 217H6V218H4ZM12 217V218H11ZM35 219H34V218ZM49 217V218H48ZM11 220H10V219ZM66 218V219H65ZM116 218H117V220H116ZM119 218V219H118ZM20 221H19V220ZM30 219H32L31 220V222L29 221ZM37 219V220H36ZM44 219H46V220H44ZM69 219V220H68ZM8 220V221H7ZM34 220H36V222H34ZM71 220V221H70ZM6 221V222H5ZM18 221V222H17ZM32 221H33V223H32ZM43 221H40V222H42L43 223ZM49 221V222H48ZM51 221V222H50ZM122 221H124V220H122ZM122 221H119V222H122ZM9 222V223H8ZM21 222V223H20ZM30 222V223H29ZM48 222V223H47ZM51 225H50V224ZM64 223V224H63ZM9 224V225H8ZM16 225V228H15V225ZM22 226H20V225ZM24 224H26L27 225V227H26V225H24ZM32 225V226H30V225ZM43 224V225H44ZM48 224V225H47ZM53 224V225H52ZM37 225H38V223H37ZM50 225V226H49ZM70 225V226H69ZM20 226V227H19ZM28 226H30V228L28 227ZM34 227V228H33ZM69 227V228H68ZM24 228V229H23ZM4 229V230H3ZM52 229V230H51ZM71 231H70V230ZM76 229V230H75ZM17 231V232H15V231ZM30 230H32V232L30 231ZM35 230V231H34ZM49 230H50V232H49ZM55 230V231H54ZM77 231V232H74V231ZM174 231H175V229H173ZM171 231V230H169V231H171L173 234H172V236L174 237H176V239L178 238V241L180 242L179 244H183V245H180V246H182V247H186L184 250L185 251H187L189 248H190V246L188 247V245H189V243H184V242H186L187 240H188V238L187 237H184V236H182L181 237V235L178 237V236H176V235H179V234H177L176 233V231H175V233H174V231ZM14 231V232H13ZM30 231V233H31V235H30V233H28ZM53 231V232H52ZM112 231L113 230H106V229H104L103 230V235H104V239L102 238L99 242L101 243V244H103V243H105V241H107V240H110L111 239V237H113L112 236ZM48 232V233H47ZM68 234H66V233ZM69 232H70V234H69ZM13 233V234H12ZM41 233L43 234L42 235V237H41ZM7 234H9V235H7ZM10 234H12V235H10ZM17 234V235H16ZM24 234V235H23ZM32 234H34V235H32ZM46 234V235H45ZM54 234V235H53ZM7 235V236H6ZM15 235V236H14ZM25 237H23V236ZM36 235L38 236V237H40V239L42 240H40L38 237H36ZM54 237H53V236ZM55 235H56V237H55ZM64 235V236H63ZM107 235V236H106ZM18 236H19V239H18ZM21 236V237H20ZM33 236H34V239H33ZM48 236V237H47ZM2 237V238H1ZM6 237V238H5ZM10 237H11V239H10ZM36 237V238H35ZM181 237V238H180ZM14 238V239H13ZM17 241H16V240ZM36 240V241H35ZM58 240V241H57ZM74 240V241H73ZM104 240V241H103ZM29 241V242H28ZM39 241H41V242H39ZM48 241V242H47ZM56 241V242H55ZM63 243H62V242ZM69 241V242H68ZM79 241V240H78ZM78 241L76 242V245L77 244H79L78 243ZM101 241H103V242H101ZM59 242H60V244H59ZM75 242H74V244H75ZM39 243V244H38ZM43 243V244H42ZM53 243V244H52ZM63 244H65V245H63ZM70 244L68 245V247L70 246ZM30 245V246H29ZM39 247H38V246ZM45 245V246H44ZM48 245H50V247L51 248H49V246ZM52 245V246H51ZM55 246V247H54ZM62 247V249H61V247ZM18 247H19V249L20 250H18ZM52 247H53V250H51V251H49V249H52ZM39 249L40 251V254L38 255V254H35V253H37L38 251L36 250V249ZM59 248L61 249V250H59ZM31 249V250H30ZM32 249H34L33 251H32ZM41 249H43L42 251H41ZM11 250V251H10ZM28 250V251H27ZM13 251V252H12ZM22 251V252H21ZM24 251V252H23ZM30 251V252H29ZM17 252H19V253H21L22 254V256H20V257H16V256H18V253ZM35 252V253H34ZM41 252H42V254H41ZM8 253V254H7ZM190 253H192V252H190ZM190 253H189V255H187L188 257L187 258H190L189 260L191 261L189 264H193L194 263V261H192L193 259H192V257H193V255H194V253H193V255L192 256H190ZM2 254H4V255H2ZM23 254H24V256H23ZM6 255V256H5ZM36 256V257H35ZM42 257V258H41ZM47 257V258H46ZM7 258V257H6ZM23 258V259H22ZM28 260H26V259ZM32 258V259H31ZM39 258H41V259H39ZM26 261H25V260ZM37 259L35 260V261H37ZM48 259V260H47ZM162 259H168L167 261L165 260V261H163L162 260V263L164 264L165 262H167V263H165V264H172L173 262V260H171V262H169L170 261V259L169 258H166V257H163ZM192 259V260H191ZM17 260H20V261H18L17 262ZM24 262H23V261ZM49 263H48V262ZM114 261H115V263H118V260L116 261V259H113L112 261H111V263L110 264H113L114 263ZM27 262V263H26ZM193 262V263H192ZM114 263V264H115ZM161 263V264H162ZM195 264H198L197 262H195ZM200 264V263H199Z\"/></svg>",
    "mask_w": 264,
    "mask_h": 264
},
{
    "label": "bare ground",
    "instance_id": "bare-ground-1",
    "mask_svg": "<svg viewBox=\"0 0 264 264\" xmlns=\"http://www.w3.org/2000/svg\"><path fill=\"white\" fill-rule=\"evenodd\" d=\"M10 1H12V0H10ZM33 2V7H34V9H35V13L38 15V19L37 20H39V23H35L34 25L35 26H33V27H29V28H34V29H36L34 32H31V34L34 36V37H29V41H33V43H35V45L34 46H36V44L38 45L39 44V40H37L38 39V37L41 35V28H42V26L44 25V23L47 21V20H49L50 19V17H51V15H52V13L54 12V10L57 8V6L60 4V2L61 1H63V0H21V2H22V5L20 6H18V9L21 7V11H22V13H24L28 8L26 7V3H29V2ZM79 1V0H78ZM86 2H87V4H86V7H87V5H88V0H85ZM90 1V4H91V10L90 9H88V16H90V17H88V16H86L87 14L86 13H82V12H80V11H78V12H76V15H75V17H72V18H70V19H73L72 20V22H71V26H72V28L71 29H73V30H76L77 32H76V34L78 35L76 38H74V39H72L73 37H71V40H73L72 41V50H74V51H81V49H82V45H80V46H82L81 47V49H80V46H78L80 43L78 42L79 40H78V38H79V35L81 36V38H82V40H85V38H86V40L87 39H89L91 36H97V34H100L101 33V35L103 36L102 38L104 39V40H106L108 43H109V41L110 42H113V40H117L118 38H120L121 37V35H123V27H126V24L127 23H125L124 25L125 26H122L121 24L120 25H117V22L120 20L119 18H118V15L119 14H117L116 12H117V10H121V14H122V16H123V20H126V21H128L129 22V20L131 19H129V16H128V14L129 13H131V12H137L138 13V11H140V10H136L138 7V9H141L140 7H141V5L139 6V4H140V1L141 0H89ZM142 1H144L145 2V5H148V7H146V10H149V13H150V3H153V0H142ZM158 1V0H157ZM156 1V2H157ZM163 1V0H162ZM171 1V0H170ZM169 1V2H170ZM188 1V0H187ZM186 1V2H187ZM199 1V0H198ZM197 0H196V2L195 3H197L198 2ZM202 1V0H201ZM235 1V0H234ZM262 1V0H261ZM156 2H154V3H156ZM160 2H161V0H160ZM160 2L159 3H157V4H160ZM167 2V1H166ZM194 2V1H193ZM193 2H192V5H193ZM200 2V1H199ZM213 2H214V4L216 5L215 7H210L208 4V6H209V8L207 7V9H204V10H206L205 12H199V14H197V17H191V15H189L188 16V13L187 12H190V11H188V9H187V4L185 5V2L183 1V0H173V1H171L170 3V8H168V9H170L169 11H170V13L169 12H166V13H168L169 15H170V18H168V19H170V20H168V21H170V22H172V23H170V25H169V29L167 28V27H162V29L160 28V26H161V24H160V26H159V28L158 27H156V25L154 24V23H149L148 25L150 26H147V28L149 29L150 28V30L149 31H147L146 32V30L145 29H143V28H139L140 26H141V24H140V26L139 27H137V26H135L132 30H133V33H135L136 34V38H134V39H136L137 41H139V36L142 34V33H144V32H146V33H144V37H143V41H139L138 42V45H136V42H135V44H134V46H132L131 45V47H133V49H131V51L133 52V54H135V55H139L140 54V49H138V48H140L141 46L144 48V47H147V48H149V51H148V53L147 52H145V53H141L140 54V56H142L143 58H145V59H149L150 58V56H151V54H153L152 52H154V50H156V49H154V48H156V47H154L153 49H151L150 47V45H151V42H153V41H151V38H149V36H148V32L150 33L151 31V33H153L154 31H156V30H160V31H157V32H160V33H164V32H166V34L167 33H169L168 34V36H166V43H167V45H171V44H173V48L176 50V51H180V49L182 48V46L181 45H183V44H185L186 43V40L185 39H188V38H186V36L188 37V35L190 36V35H192L193 34V31H196L197 29H195V28H199V24L201 23V21L203 20L205 23H206V25H208V26H211V25H214V26H217V28H218V25H221V24H232V22H233V16H235V14L234 15H232L231 13H232V9H231V7L230 6H233V4L235 3H233V4H231L229 1H228V3H227V0H216V1H214L213 0ZM233 2V1H232ZM240 2V1H239ZM243 2V1H242ZM254 2H255V0H254ZM264 2V1H263ZM65 3V2H64ZM153 3V4H154ZM188 3V2H187ZM194 3V4H195ZM212 3V2H211ZM225 3V4H224ZM238 3V2H237ZM244 3V2H243ZM247 3V2H246ZM256 3H258V2H256ZM259 3H261V2H259ZM13 4V3H12ZM72 4V3H71ZM156 4V5H157ZM167 4H169V3H167ZM189 4L191 5V3L189 2ZM188 4V5H189ZM248 4V3H247ZM1 5V4H0ZM62 5H63V3H62ZM74 5V4H73ZM155 5V6H156ZM161 5V4H160ZM191 5V6H192ZM196 5V4H195ZM199 5H200V3H199ZM206 4H205V7L207 6ZM213 5V4H212ZM211 5V6H212ZM235 5V4H234ZM257 5V4H256ZM262 5V4H261ZM2 6V5H1ZM4 6H5V4H4ZM8 6V5H7ZM12 6H14V5H12ZM66 6V5H65ZM67 6H69V5H67ZM77 6H78V4H77ZM138 6V7H137ZM214 6V5H213ZM249 6V5H248ZM253 6H254V4H253ZM258 6H259V4H258ZM6 7V6H5ZM16 7V6H15ZM72 7V6H71ZM89 7V6H88ZM87 7V8H88ZM102 7H105L106 9H107V12L106 11H104V12H106V14L108 15L107 17L105 16V14H104V12H102L101 11V9H102ZM166 7H167V5H166ZM193 7H195V6H193ZM197 7H199V6H197ZM196 7V8H197ZM202 7H204V6H202ZM204 7V8H205ZM233 7H236V6H233ZM241 7V5H239V8ZM261 7V6H260ZM260 7H259V9H260ZM263 7V6H262ZM7 8V7H6ZM17 8V7H16ZM81 8V7H80ZM142 8H144V6H142ZM150 8V9H149ZM163 7L161 6V9H162ZM192 8V7H191ZM245 8V7H244ZM257 8V7H256ZM255 7H254V9H256ZM3 9H5V8H3ZM30 9H31V7H30ZM84 9V8H83ZM145 9V8H144ZM158 9V8H157ZM168 9H167V11H168ZM199 9V8H198ZM200 9H203V8H201L200 7ZM241 9V8H240ZM250 9H252V8H250ZM258 9V10H259ZM17 10V9H16ZM78 10H79V8H78ZM132 10V11H131ZM153 10V9H152ZM189 10H190V8H189ZM247 10V9H246ZM248 10H249V7H248ZM263 9L261 8V11H262ZM1 11V10H0ZM7 11H8V9H7ZM18 12H19V10H17ZM20 11V12H21ZM115 13H114V12ZM144 11V10H143ZM143 11H140V12H143ZM162 11V10H161ZM237 11V10H236ZM252 11H255V10H253L252 9ZM251 11V12H252ZM4 12V11H3ZM135 12L133 13V15L135 14ZM147 13H148V11H146ZM145 12V13H146ZM151 12H153V11H151ZM156 12V11H155ZM163 12H164V9H163ZM197 12V11H196ZM240 12V11H239ZM238 12V13H239ZM242 12H243V10H242ZM247 12V11H246ZM6 13V12H5ZM9 13H10V11H9ZM8 13V14H9ZM31 13V12H30ZM66 13V12H65ZM64 13V14H65ZM102 13L104 14V15H102ZM146 13V14H147ZM154 13V12H153ZM157 13V12H156ZM158 13H159V10H158ZM166 13H164V15H167ZM198 13V12H197ZM201 13V14H200ZM253 13V12H252ZM251 13V14H252ZM258 13V12H257ZM1 14H2V12H1ZM0 14V15H1ZM86 14V15H85ZM121 14H120V16H121ZM143 14V13H142ZM144 15V16H146L147 17V15ZM152 14V13H151ZM150 14V15H151ZM159 14H161V13H159ZM241 14V13H240ZM255 14V13H254ZM21 15V14H20ZM133 15H132V18H133ZM136 16L137 15H139V14H135ZM141 15V14H140ZM155 15V14H154ZM153 15V18L152 19H154V16ZM168 15V16H169ZM238 15V14H237ZM264 15V14H263ZM6 16V15H5ZM69 16H70V13H69ZM136 16H134V17H136ZM159 16V15H158ZM193 16V15H192ZM195 16H196V14H195ZM255 16H260V14L258 15V14H256ZM254 16V17H255ZM3 17V16H2ZM63 17V16H62ZM110 17H113V18H111V19H109ZM143 17V16H142ZM145 17V18H146ZM160 18H161V16H159ZM163 17V16H162ZM166 17V16H165ZM191 17V18H190ZM237 17V16H236ZM263 18H261L262 19V23H263V20H264V16H262ZM16 18V17H15ZM67 18V17H66ZM139 18V17H138ZM190 18V19H189ZM217 18H219V21L218 22H221V24H219L218 22H216V20H217ZM239 18V17H238ZM240 18H243V16H240ZM256 18V17H255ZM60 19H62L61 18V16H60ZM129 19V20H128ZM134 19H137V18H134ZM164 19V18H163ZM247 19V18H246ZM245 19V20H246ZM8 20V19H7ZM34 20V19H33ZM67 20H68V18H67ZM133 20V19H132ZM142 20V19H141ZM148 20V19H147ZM155 20V19H154ZM160 20V19H159ZM166 20H167V18H166ZM235 20V19H234ZM238 20V19H237ZM254 20V19H253ZM252 20V21H253ZM258 20H260L259 18L257 19V22H258ZM9 21V20H8ZM11 21H13V20H11ZM62 21V20H61ZM65 21V20H64ZM125 21V22H126ZM144 21V20H143ZM146 21V20H145ZM156 21V20H155ZM154 21V22H155ZM165 21V20H164ZM241 21H242V19H241ZM63 22V21H62ZM109 22H111V24L109 23ZM131 22V21H130ZM136 22V21H135ZM167 22V21H166ZM48 23V22H47ZM65 23V22H64ZM132 23V22H131ZM158 23V22H157ZM160 23V22H159ZM159 23H158V25H159ZM163 23V22H162ZM168 23V22H167ZM204 23V24H205ZM218 23V24H217ZM239 23H240V20H239ZM254 23H256V22H254ZM7 24V23H6ZM13 24V23H12ZM58 25L59 26V24H60V22H58V23H54V25ZM63 24V23H62ZM61 24V25H62ZM67 24V23H66ZM215 24H217V25H215ZM244 24H245V22H244ZM244 24H243V26H244ZM260 24V21H259V23H258V25ZM46 25V24H45ZM117 25V26H116ZM128 25V24H127ZM135 25H136V23H135ZM165 25V24H164ZM186 25H188L189 27L188 28H186V29H188V30H186L185 31V27H187ZM238 25V24H237ZM237 25H235V27L237 26ZM242 25V24H241ZM246 25V24H245ZM263 25V24H262ZM29 26V25H28ZM103 26V27H102ZM129 26V25H128ZM143 26V25H142ZM166 26V25H165ZM232 26H234V25H232ZM250 26V25H249ZM12 27V26H11ZM130 27V26H129ZM222 27V26H221ZM220 26H219V28H221ZM235 27H232V28H235ZM240 27V26H239ZM242 27V26H241ZM253 27H255V26H253ZM257 27V26H256ZM262 27V26H261ZM261 27H259V28H261ZM14 28V27H13ZM28 27H24V29H27ZM28 28V29H29ZM44 28V27H43ZM42 28V29H43ZM55 27H53V29H54ZM64 28H67L66 26H64ZM96 28H98V29H96ZM222 28H224L225 29V27L223 26ZM232 28H230V29H232ZM237 28H238V26H237ZM246 26L245 27H243V31L242 32H240L239 34H240V36H242L243 37V35H244V38H243V40L244 41H241L240 39L241 38H239V39H236L235 40V38L233 37V39H232V37H231V39H232V42L231 41H227V42H225L224 44H218V43H216L217 45H214L213 47H214V49H215V51L217 50V54L219 55H217L218 57H224V60L223 61H225V64H224V66H222V67H220L216 72V81L213 79V81H215V82H213V83H215L216 85H220V84H222V81H224L225 82V84H226V86H230L229 87V91L231 90L230 88H231V86L232 85H238V87H240L239 89L241 90V88H243L244 86V84L246 83V82H239V84L238 83H236L235 81L238 79L239 80V78L240 77H242V76H246V74L248 73V68H250V71L251 72H254L253 73V75H259V73L261 74V73H264V40H262L261 41V35H260V32L261 31H259L258 30V28H255V29H257V30H254V29H252V27L250 26V28L252 29V31H251V38H250V36H249V39L250 40H247V38L245 39V37H247V34H248V28H246ZM16 29V28H15ZM102 29V30H101ZM213 29V28H212ZM223 29V30H224ZM59 30V29H58ZM69 30V29H68ZM67 30V31H68ZM126 30H128V29H126ZM161 30H162V32H161ZM202 30V29H201ZM219 30V29H218ZM237 32H239L237 29H235ZM19 31V30H18ZM32 31V30H31ZM48 31V30H47ZM93 31H95V32H93ZM98 31H100V32H98ZM211 30H209V32H210ZM216 31V30H215ZM221 31V30H220ZM226 31H228L227 29H226ZM230 31V30H229ZM232 31V30H231ZM22 32V31H21ZM128 32V31H127ZM203 33H204V30L202 31ZM208 32V33H209ZM212 32V31H211ZM210 32V33H211ZM233 32V31H232ZM50 33V32H49ZM150 33V34H151ZM162 33V34H163ZM213 33V32H212ZM231 36H232V34L230 33V32H228ZM247 33V34H246ZM90 34H92L90 37H89V35ZM154 34V33H153ZM165 34V33H164ZM228 34V35H229ZM29 35V34H28ZM63 35V34H62ZM129 35V34H128ZM234 35H235V33H234ZM233 35V36H234ZM236 35H238V34H236ZM246 35V36H245ZM31 36V35H30ZM69 36V35H68ZM155 36V35H154ZM164 36V35H163ZM217 36V35H216ZM219 36H220V34H219ZM63 37V36H62ZM94 37V38H95ZM100 37V36H99ZM98 37V38H99ZM123 37V36H122ZM125 37H127V36H125ZM196 37V36H195ZM202 37H204V36H202ZM223 37H224V35H223ZM225 37H226V34H225ZM237 37V36H236ZM239 37V36H238ZM262 37H263V35H262ZM68 38V37H67ZM66 38V39H67ZM101 38V40H103ZM155 38H156V36H155ZM157 38H158V36H157ZM165 38V37H164ZM163 38V39H164ZM206 38V37H205ZM217 38V37H216ZM220 38V37H219ZM222 38V37H221ZM227 38V37H226ZM264 38V37H263ZM52 39V38H51ZM59 39V38H58ZM61 39V38H60ZM123 39H124V37H123ZM123 39H121V40H123ZM153 39V38H152ZM61 40H64V39H61ZM70 39H68V41H69ZM70 40V41H71ZM103 40V41H104ZM126 40H127V38H126ZM154 40V39H153ZM159 40V39H158ZM161 40H162V38H161ZM165 40V39H164ZM164 40H162V41H164ZM191 40V39H190ZM199 40V39H198ZM204 39H202L201 40V42L203 41ZM207 40V39H206ZM215 42H218V41H216L215 39H213ZM211 38H210V45H212L211 44V41H212V43L214 42ZM218 40V39H217ZM226 40H229V39H226ZM238 40V41H237ZM39 41V42H38ZM54 41V40H53ZM53 41H52V44H53ZM58 41V40H57ZM56 41V42H57ZM65 41V40H64ZM67 41V40H66ZM93 41V40H92ZM120 41V40H119ZM155 41H157V39H155ZM161 41V42H162ZM185 43H184V42ZM221 41V40H220ZM84 42H86L87 44H88V40L87 41H84ZM97 42H99V41H97ZM118 42V41H117ZM132 42V41H131ZM165 42V41H164ZM183 42V43H182ZM205 42V41H204ZM204 42L202 43V44H204ZM1 43V42H0ZM63 43L64 42H62V45H63ZM79 43V44H78ZM85 43V44H86ZM154 43V42H153ZM206 43H208V42H205V44ZM208 43V44H209ZM219 43H221V42H219ZM223 43V42H222ZM104 44V42L102 43V45ZM112 44V43H111ZM120 44H122V43H120ZM126 44V43H125ZM142 44V45H141ZM204 44V45H205ZM213 44H215V43H213ZM0 45H2V43L0 44ZM28 45V44H27ZM44 45V44H43ZM65 45V44H64ZM88 45H92L91 43H89ZM88 45H86V46H88ZM141 45V46H140ZM163 45V44H162ZM164 45H166V44H164ZM207 45V44H206ZM241 45V47H239V46ZM92 46H95V45H92ZM172 46V45H171ZM103 47V46H102ZM105 47V46H104ZM103 47V48H104ZM120 47V46H119ZM118 47V48H119ZM159 47H161L160 45H159ZM165 47V46H164ZM164 47H161L162 49L164 48ZM181 47V48H180ZM183 47H184V45H183ZM188 47H189V45H188ZM202 47H203V45H202ZM205 47V46H204ZM22 48V47H21ZM38 48H39V46H38ZM37 48V49H38ZM46 48H48V47H46ZM60 49H62L61 47H59ZM108 48H111V47H105V55L106 54H109L110 53V51L108 50ZM116 48V47H115ZM122 48V47H121ZM125 47H123V49H124ZM31 49V48H30ZM33 49V48H32ZM34 49H35V47H34ZM120 49V48H119ZM122 49V50H123ZM142 49V48H141ZM189 49V48H188ZM206 49V48H205ZM205 49H203V50H205ZM208 49V48H207ZM18 50V49H17ZM50 50V49H49ZM98 50V49H97ZM125 50V49H124ZM148 50V49H147ZM157 50H158V47H157ZM170 50V49H169ZM183 50H185V49H183ZM187 50V49H186ZM209 50H210V48H209ZM208 50V51H209ZM19 51V50H18ZM32 51V50H31ZM35 51V50H34ZM74 51H72V53L74 52ZM82 51H84V50H82ZM116 51V50H115ZM189 51H190V49H189ZM211 51V50H210ZM213 52H214V50H212ZM0 52H1V50H0ZM4 52V51H3ZM99 52H100V50H99ZM98 51H91L90 53H89V56L91 57V59H93L89 64L90 65H100V62H101V60H103L104 59V56H103V54L101 55L100 53H99ZM101 52H102V50H101ZM103 52H104V50H103ZM119 52V51H118ZM160 52V51H159ZM169 52V51H168ZM181 52V51H180ZM179 52V53H180ZM203 52H205V51H203ZM202 52V53H203ZM19 53V52H18ZM69 53H71V52H69ZM77 53V52H76ZM147 53V54H146ZM158 53V52H157ZM167 53V52H166ZM175 53H178V52H174V54H172V55H174V57L177 55V54H175ZM178 53V54H179ZM186 53V52H185ZM195 53V52H194ZM211 52H209V53H207V54H209V55H211L210 54ZM14 54V53H13ZM12 54V55H13ZM36 53H34V55H35ZM48 54V53H47ZM75 54V53H74ZM79 54H81V53H79ZM165 54V53H164ZM169 54V53H168ZM204 55H205V53H203ZM206 54V55H207ZM28 55V54H27ZM58 55V54H57ZM129 55V54H128ZM147 57H146V56ZM170 55V54H169ZM181 55H182V53H181ZM187 55V54H186ZM197 55V54H196ZM205 55V57H207ZM245 55H249L250 56V59H249V61L247 62V65L246 66H240V65H238L237 64V61L240 59V58H242V57H244ZM33 56V55H32ZM31 56V57H32ZM75 56V55H74ZM87 56V55H86ZM121 56V55H120ZM123 56V55H122ZM125 56V55H124ZM157 56V55H156ZM164 56V55H163ZM166 56V55H165ZM164 56V57H165ZM179 56V55H178ZM213 56H214V54H213ZM216 56V55H215ZM214 56V57H215ZM216 56V57H217ZM3 57V56H2ZM30 57V58H31ZM77 57H82V56H77ZM131 57V56H130ZM161 57H162V55H161ZM163 57V58H164ZM168 57H170V56H168ZM196 57V56H195ZM195 57H193V58H195ZM198 57V56H197ZM196 57V58H197ZM208 57H212V56H208ZM207 57V58H208ZM4 58H6V57H4ZM4 58H1L0 57V65H5L6 64V60L4 59ZM33 58V57H32ZM108 58V57H107ZM152 58V57H151ZM150 58V59H151ZM162 58V59H163ZM179 57H175V61H172V63H175L176 65H178V66H180V67H178L179 69L178 70H181L182 68L184 69V67H182V66H185V65H182V63L181 62H179V59H178ZM185 58V57H184ZM192 58V59H193ZM28 59V58H27ZM46 59V58H45ZM76 59V58H75ZM80 59V58H79ZM82 59H84V58H82ZM88 59H90V58H88ZM153 59V58H152ZM157 59V58H156ZM166 60H167V58H165ZM169 59V58H168ZM198 59V58H197ZM209 59H211V58H208V59H206L207 61L209 60ZM218 59V58H217ZM220 59V58H219ZM223 59V58H222ZM222 59H220L218 62L219 63H222L223 61H222ZM244 59H245V57H244ZM29 60H31V59H29ZM28 60V61H29ZM78 60V59H77ZM111 60V59H110ZM128 60V59H127ZM161 60V59H160ZM174 60V59H173ZM194 60V59H193ZM199 60H201V59H199ZM204 60V59H203ZM202 60V61H203ZM81 61H83V60H81ZM85 61V60H84ZM84 61H83V63H84ZM97 63H96V62ZM170 61V60H169ZM183 61V60H182ZM209 61H213V58H212V60H209ZM247 61V60H246ZM73 62V61H72ZM99 62V63H98ZM105 62V61H104ZM123 62V61H122ZM149 62V61H148ZM163 62H164V59H163ZM193 62V61H192ZM80 63H82V62H80ZM86 63V62H85ZM111 63H113V62H111ZM158 63V62H157ZM170 62H168V64H167V61H166V65L167 66H165V64H163V63H161V64H163V71H162V69L160 68L162 65L160 64L159 66H158V68H160V73H161V76L162 75H166V74H168L165 70H167V68H169L170 66V64H169ZM172 63H171V65H172ZM199 63V62H198ZM209 63V62H208ZM211 64H212V62H210ZM217 63V62H216ZM72 64V63H71ZM79 64V63H78ZM122 64V63H121ZM124 64V63H123ZM132 64V63H131ZM154 64V63H153ZM175 64H173V65H175ZM222 64V65H223ZM240 64V63H239ZM246 64V63H245ZM106 65V64H105ZM128 65H129V63H128ZM175 65V66H176ZM187 65V64H186ZM192 65H193V63H192ZM219 65V64H218ZM218 65H216V66H218ZM243 65V64H242ZM25 66V65H24ZM83 66H84V64H83ZM85 66H87V65H85ZM151 66V65H150ZM191 66V65H190ZM205 66V68H206V65H204ZM213 66V65H212ZM215 66V67H216ZM27 67V66H26ZM38 67V66H37ZM42 67V66H41ZM44 67H45V65H44ZM53 67V66H52ZM89 67H92V66H89ZM107 67V66H106ZM128 67V66H127ZM126 67V68H127ZM143 67V66H142ZM197 67V66H196ZM203 67V66H202ZM208 67V66H207ZM49 68V67H48ZM87 68V67H86ZM117 68H119V67H117ZM123 68V67H122ZM185 68H189V67H185ZM232 68V69H231ZM1 69V68H0ZM3 69V68H2ZM1 69V70H2ZM4 69H5V67H4ZM81 69V68H80ZM190 69V68H189ZM194 69L195 68H193V71H194ZM207 69V68H206ZM235 69V71L232 73V70H234ZM20 70H22V69H20ZM73 70V69H72ZM127 70V69H126ZM152 70V69H151ZM158 70V69H157ZM156 70V71H157ZM169 70H170V68H169ZM172 70H173V66H172ZM185 70V69H184ZM183 70V71H184ZM6 71V70H5ZM87 71V70H86ZM85 71V72H86ZM119 71V70H118ZM122 71V70H121ZM132 71V70H131ZM136 71V70H135ZM145 71V70H144ZM153 71V70H152ZM155 71V70H154ZM153 71V72H154ZM171 71V70H170ZM169 71V72H170ZM174 71V70H173ZM177 71V70H176ZM182 71V70H181ZM181 71H179V72H181ZM192 71V72H193ZM204 71V70H203ZM228 71V73H231L229 76L227 75V77L226 76H224V78H221V77H218L217 75H219V74H221L222 72V75H224V74H226L225 72H227ZM229 71H231V72H229ZM259 71V72H258ZM7 72V71H6ZM6 72H4V70H3V72L2 73H6ZM21 72V71H20ZM48 72V71H47ZM82 71H80V73H81ZM89 72L91 73V71L89 70ZM88 72V73H89ZM116 73H117V69H116V71H115ZM134 72V71H133ZM191 72V73H192ZM206 72H207V70H206ZM205 72V73H206ZM2 73H0L1 74V76H2ZM15 72H14V70L13 69H10L7 73H6V75L4 76V80L6 81L9 77L10 78H12L11 79V83L9 84V82L7 83V85L9 84V87L10 88H13V90L14 91H16L15 89H17V86H18V79H17V76H15L16 74H14ZM88 73L87 74H85V75H88ZM135 73V72H134ZM146 73H148V72H146ZM190 73V74H191ZM203 73V72H202ZM94 74V73H93ZM92 74V75H93ZM99 74V73H98ZM102 74V73H101ZM106 74V73H105ZM139 74V73H138ZM174 74V73H173ZM209 74V73H208ZM211 74V73H210ZM21 75V74H20ZM104 75V74H103ZM160 75V74H159ZM171 75V74H170ZM175 75H177V74H175ZM175 75H171V76H175ZM178 75H180V73L178 74ZM203 74H200V76H202ZM91 76V75H90ZM132 76H133V74H132ZM151 76H157V74L155 73V75L153 74V75H151ZM167 76H169V75H167ZM166 76V77H167ZM181 76V75H180ZM190 76H192V75H190ZM189 76V77H190ZM207 75L205 74V76H203L205 79H202L203 81L205 80L206 81V77ZM209 77L210 76H212V75H208ZM213 76H215V75H213ZM86 77V76H85ZM88 78H89V75L87 76ZM94 77H95V75H94ZM99 77H101V76H99ZM123 77V76H122ZM177 77V76H176ZM179 77V76H178ZM185 77V76H184ZM208 77V79H210ZM247 77V76H246ZM24 78V77H23ZM57 78V77H56ZM71 78V77H70ZM87 78V79H88ZM102 78V77H101ZM103 78H104V76H103ZM132 78V77H131ZM151 78V77H150ZM169 78V77H168ZM168 78H165V79H163L162 77H158V81H155V83H156V86H157V88L159 89L157 92H159L158 93V96H157V98H158V100H160V105L163 107V105L161 104V103H165L166 101V99H167V95L165 96L166 98H162V96H163V93H165V91H171V90H174L175 88H170V84H169V82H168ZM197 78V77H196ZM199 78V77H198ZM197 78V79H198ZM73 79V78H72ZM87 79H86V81H87ZM93 79V78H92ZM107 79V78H106ZM122 80L123 78H119V76H117L116 74H114V76H113V78H112V80H114V84H112V85H115L114 87H115V89H116V87H118V82L117 81H119V80ZM127 79V78H126ZM129 79H130V77H129ZM152 79V78H151ZM173 79H174V77H173ZM173 79H171V80H173ZM222 79V80H221ZM252 79H254V77L252 78ZM251 79V80H252ZM49 80V79H48ZM76 80V79H75ZM84 80V79H83ZM97 80V79H96ZM110 80H111V78H110ZM178 80H180V79H178ZM178 80H177V82H176V84L178 83ZM5 81H3L2 80V82H5ZM9 81H10V79H9ZM66 81V80H65ZM204 81V82H205ZM209 81V80H208ZM211 81H212V79H211ZM247 81V80H246ZM253 81V80H252ZM123 83H124V81H122ZM135 82V81H134ZM186 82V81H185ZM238 82V81H237ZM59 83V82H58ZM131 83V82H130ZM135 83H137V82H135ZM135 83H133V84H135ZM207 83V82H206ZM250 83H253V85L254 84H256V83H254V82H251L250 81ZM249 83V84H250ZM264 83V82H263ZM88 84V83H87ZM86 84V85H87ZM118 84V85H117ZM179 84H181V83H179ZM185 84V83H184ZM211 84H212V82H211ZM215 84H212V85H215ZM225 84H223V85H225ZM246 84H248V83H246ZM4 85V84H3ZM27 85V84H26ZM29 85H31V84H29ZM34 85V84H33ZM85 85V84H84ZM94 85V84H93ZM99 85V84H98ZM123 85V84H122ZM122 85H121V87H122ZM127 85V84H126ZM129 85V84H128ZM174 85H175V83H174ZM174 85H172V86H174ZM195 85V80H193V79H191V80H187V86L190 88H192L193 86ZM201 85V84H200ZM200 85H199V87H200ZM207 85H208V83H207ZM215 85V87H217ZM257 85V84H256ZM5 86V85H4ZM68 86V85H67ZM66 86V87H67ZM131 86H134V85H131ZM131 86L129 87V88H131ZM137 86V85H136ZM176 86H179L178 84L176 85ZM186 86V85H185ZM222 86V85H221ZM243 86V87H242ZM98 87V86H97ZM208 87H210L209 85L207 86V88ZM214 87V88H215ZM220 87V86H219ZM224 87V86H223ZM252 87H254V86H252ZM264 87V86H263ZM32 88V87H31ZM36 88V87H35ZM123 88H125V87H123ZM134 88V87H133ZM137 88H138V86H137ZM137 88H135V89H137ZM181 88V87H180ZM179 88V89H180ZM185 88V87H184ZM188 88V89H189ZM206 88V86L204 87V85L202 84V86L200 87V89H198V90H200L199 92H201V91H203L204 92V89ZM233 88V87H232ZM259 88V87H258ZM29 89V88H28ZM41 89V88H40ZM107 89V88H106ZM118 89H120L119 87H118ZM117 89V90H118ZM149 89V88H148ZM150 89H153V88H150ZM219 89V88H218ZM222 89V88H221ZM226 89H228V87L226 88V87H224V89H222V92L225 94V92H226ZM5 92H6V87H5ZM3 90V91H4ZM12 90V89H11ZM12 90V91H13ZM60 90V89H59ZM78 90V89H77ZM88 90V89H87ZM86 90V91H87ZM109 90V89H108ZM116 90V91H117ZM125 90H127V89H125ZM129 90V89H128ZM127 90V91H128ZM155 90H157V89H155ZM176 90V89H175ZM174 90V91H175ZM195 90V89H194ZM194 90L192 89V92H194ZM198 90H197V88H196V91L198 92ZM212 90H213V88L211 89V91H210V89H208L206 92L208 93L209 91L210 92H212ZM217 90V89H216ZM239 90V91H240ZM7 91H8V88H7ZM27 91V90H26ZM84 91V90H83ZM91 91V90H90ZM121 91V90H120ZM132 91H134V89H132ZM136 91V90H135ZM138 91V90H137ZM140 91V90H139ZM149 91V90H148ZM174 91H173V93H174ZM195 91V93H197ZM214 91V90H213ZM239 91H237L239 94H240V92ZM250 91V94L253 92V94L255 93L254 91H256L255 89L253 90H251L250 88L248 89V92ZM262 91H263V89H262ZM262 91H260V92H262ZM21 92V91H20ZM32 92H34V91H32ZM31 92V93H32ZM45 92H46V90H45ZM110 92V91H109ZM125 92V91H124ZM156 92V93H157ZM177 92V91H176ZM191 92V93H192ZM203 92H202V94H203ZM222 92H220V93H222ZM236 92V96H237V93ZM242 92H244V91H242ZM3 93V92H2ZM7 93V92H6ZM10 93V92H9ZM8 93V94H9ZM15 93V92H14ZM13 93V94H14ZM39 93V92H38ZM50 93V92H49ZM65 93V92H64ZM95 93V92H94ZM118 93H119V91H118ZM117 93V94H118ZM126 93V92H125ZM125 93H123V95L125 94ZM135 93V92H134ZM178 93V92H177ZM183 93V92H182ZM190 93V92H189ZM219 93V95H218V93H217V96H223V95H221ZM222 93V94H223ZM230 93H232V97H234L235 95H233V92H230ZM229 93V94H230ZM258 92L256 91V94H257ZM12 94V93H11ZM51 94H53V93H51ZM73 94V93H72ZM102 94V93H101ZM121 94H122V92H121ZM127 94V93H126ZM146 94V93H145ZM176 94V93H175ZM193 94V93H192ZM202 94H200V95H202ZM205 94V93H204ZM211 94V93H210ZM227 94H228V92H227ZM228 94V95H229ZM243 94H246V95H249L248 93H246V91H245V93H243ZM260 94V93H259ZM5 95V94H4ZM34 95V94H33ZM63 95V97L64 96H66V95H64V94H62ZM69 95V94H68ZM79 95V94H78ZM89 95V94H88ZM112 95V94H111ZM130 95H134V94H131L130 93ZM137 95V94H136ZM153 95H155V94H153ZM197 95V94H196ZM216 95V94H215ZM246 95H244V96H246ZM1 96V95H0ZM19 96V95H18ZM28 96V95H27ZM39 96H40V94H39ZM38 96V97H39ZM42 96H43V94H42ZM53 96H54V94H53ZM52 96V97H53ZM83 96V95H82ZM87 96V95H86ZM150 96H151V94H150ZM171 96H172V94L170 95V98H171ZM185 97H183V98H181V99H178V100H175L174 101V104L173 103H171V104H173L174 105V108L176 107V108H178V107H181V108H183V109H188V107L186 108V104H188V105H190V107H191V110H192V107L193 108H197L200 104H201V102H198V101H201V100H194V98L193 97H191L190 96V94L189 95H186V93H185V95H184ZM205 96H207L208 98H209V96H208V94H205ZM225 96V95H224ZM223 96V97H224ZM231 96V95H230ZM230 96H228V98H230V100H231V97ZM238 96H240V95H238ZM243 96V95H242ZM243 96V97H244ZM256 95H252L251 97L253 98V97H255ZM261 96V95H260ZM2 97H3V95H2ZM2 97H0V98H2ZM35 97V96H34ZM67 97V96H66ZM70 97H72V96H70ZM90 97V96H89ZM108 97V96H107ZM117 97H119L120 98V94H118V96ZM134 97H135V95H134ZM133 97V98H134ZM145 97V96H144ZM169 97V96H168ZM174 97V96H173ZM197 97V96H196ZM195 97V98H196ZM200 97V96H199ZM203 97V96H202ZM212 97V96H211ZM222 97V98H223ZM226 97V96H225ZM247 97V96H246ZM251 97H250V95H249V97H247V99H245V100H248V99H251ZM257 97V96H256ZM255 97V98H256ZM261 97H263V96H261ZM5 98V97H4ZM9 98V97H8ZM33 98V97H32ZM86 98V97H85ZM84 98V99H85ZM125 98V97H124ZM124 98H123V100H124ZM130 98V97H129ZM133 98H131L132 100L131 101H133ZM136 98H138V96H136ZM176 98H178V97H176ZM217 98V97H216ZM227 98V99H228ZM254 98V99H255ZM257 98H259V97H257ZM26 99V98H25ZM72 99V98H71ZM74 99H76V97L74 98ZM79 99V98H78ZM90 99H92V97L90 98ZM110 99V98H109ZM128 99V98H127ZM126 98H125V101L127 100ZM175 99V98H174ZM201 99V98H200ZM205 99V98H204ZM212 99V98H211ZM225 98H223V100H224ZM237 99V98H236ZM238 99H239V97H238ZM242 99V98H241ZM244 99V98H243ZM253 99V100H254ZM262 99V98H261ZM261 99L259 98V100L260 101H258V102H262V101H264V100H262L261 101ZM49 100V99H48ZM66 100V99H65ZM93 100V99H92ZM103 100H105V99H103ZM118 100V99H117ZM144 100V99H143ZM156 100V99H155ZM169 99H167V101H168ZM170 100H172V98L170 99ZM169 100V101H170ZM215 100V99H214ZM213 100V101H214ZM220 102L222 101L221 100V98H219L218 99ZM226 100V99H225ZM229 100V99H228ZM229 100V101H230ZM234 100V99H233ZM252 99H251V102H254ZM28 101H29V99H28ZM51 101V100H50ZM71 101V100H70ZM128 101V100H127ZM150 101V100H149ZM154 101V100H153ZM204 101H206V100H204ZM209 101V100H208ZM210 101H212V100H210ZM210 101L208 102L209 104H210ZM219 101H214V103L215 104H217V102H219ZM229 101H227V102H229ZM232 101V100H231ZM238 101V100H237ZM236 101V103H241L242 102V104H244L243 103V100L241 101L240 99H239V101L237 102ZM241 101V102H240ZM42 102V101H41ZM52 102V101H51ZM79 101L77 100V103H78ZM86 102V101H85ZM118 102H120L119 100H118ZM129 102V101H128ZM245 102V101H244ZM248 102V101H247ZM251 102H249V104L251 103ZM54 103V102H53ZM80 103V102H79ZM84 103V102H83ZM92 103H93V101H92ZM98 103V102H97ZM115 103V102H114ZM113 103V104H114ZM121 103H123V101L121 102ZM120 103V105H122ZM143 103V102H142ZM154 103H155V101H154ZM153 103V104H154ZM167 103H170V102H167ZM186 103V104H185ZM207 103V101H206V105L208 104ZM223 103H224V101L222 102V104L221 105H223ZM229 103H231V102H229ZM234 103V102H233ZM255 103V102H254ZM264 103V102H263ZM263 103L261 104V106L263 105ZM41 104V103H40ZM51 104V103H50ZM59 104V103H58ZM62 104V103H61ZM73 104V103H72ZM87 104V103H86ZM91 104V103H90ZM100 104V103H99ZM131 104V103H130ZM136 104V103H135ZM166 104V103H165ZM232 104V103H231ZM246 104H248V103H246ZM256 104V103H255ZM258 104V103H257ZM47 105V104H46ZM64 105V104H63ZM63 105H61V108L60 109H62V107H63ZM66 105V104H65ZM107 105V104H106ZM154 105H156V104H154ZM168 105H170V104H168ZM206 105L204 106L203 104H202V107H201V111H202V108H206ZM254 105V104H253ZM252 105V106H253ZM260 105V104H259ZM95 106V105H94ZM99 106V105H98ZM123 106H124V104H123ZM129 106V105H128ZM132 106H134V105H132ZM147 106V105H146ZM153 106V105H152ZM166 106H167V104H166ZM165 106V107H166ZM204 106V107H203ZM208 106V105H207ZM227 106V105H226ZM235 106V105H234ZM30 107V106H29ZM55 107H56V105H55ZM84 107H86V106H84ZM93 107V106H92ZM96 107V106H95ZM118 107V106H117ZM136 106H134V108H135ZM189 107V108H190ZM216 107V106H215ZM219 107V106H218ZM238 107H241V108H244V110L246 109V106L244 107H242V105L240 106V104L238 105ZM237 107V109H233L232 107V112H231V109H230V107H229V109H228V111L232 114H229V116H231L230 117V120H228L226 123H224L225 125L223 126V124H222V126H221V124H220V126H217V127H219L218 129V131H220V132H218V131H216V132H214V133H217L218 132V134L220 133L221 135H220V137H218V136H216V143L213 141L214 140V138H213V140L210 138V137H208L209 139H211L216 145H214V147H212V151L215 149V151H217L216 150V148L218 147V150H220V151H218V153H220L221 152V157H222V159L216 154V156H218V157H214V158H220L219 159V162L216 160V162L219 164V165H221V169L220 168H218L217 166V163L215 164L214 162V160H212L211 158H209L208 157V155H206L207 157H208V159H211V164L212 163H214V164H212V166L213 165H217V166H215L214 168H217L216 170H220V173H221V171H222V173L220 174V173H217V174H219V175H221V178H220V176H217L216 177V179L217 178H219V180L217 179L216 180V182L214 183V185L216 186L215 188H214V190H215V192H213L214 190H212V192L214 193H212L211 192V190L210 191H208V192H206V193H210L211 192V195H210V197H209V195L208 194H206V195H208V197L205 195V196H203L204 197V199L201 197L202 195H199V192H203V191H205L206 189H207V184H205L204 183V186L206 185V188H203L202 187V185H198L199 183L198 182H196L195 180H192V179H194L193 177H192V173L190 174V173H188L187 174V176H185L184 174H183V172H182V169H183V171H184V169L185 168H183V167H187L188 168V166L189 165H191L192 164V162H193V160H192V162L190 161V158L192 157V155L196 152V150L198 151V152H204L203 151V147L204 146H206V141L204 142L205 144L204 145H202V143H201V145L203 146H201L200 145V141L199 142H197L198 140V138H196L195 139V142H193V143H191V144H185L183 141H185V139H188V138H186V137H188V136H186L185 137V139L184 140H180V143L182 142V143H184L186 146H180V144L179 145H177V147H179V148H177V150H178V153L176 152V155L175 154H173L172 155V153L170 154V156L168 157H166L165 155H162L165 151H164V149H162V146H163V144H164V146H163V148L166 146L165 145V143H163L162 144V141L163 142H165L164 140H160L159 139V141H155V142H153L152 140V142H151V144H153V145H151V148L149 149H145L144 147H142V145L140 146L142 149L144 148V150H150V153L151 154H149V155H147V153L149 152V151H147V153L145 154V155H147L148 156V160H153V161H155L154 163V165H155V167H154V170H152V171H150L149 169L150 168H148L147 170H149L148 171V173L147 172H143L144 171V169H143V171L141 172L140 170H141V168H140V170H138L136 167L134 168V169H137V170H135V171H133L132 173H130V174H124L123 172H121V173H123L124 175H127L128 177H129V181L130 182H132L133 184V187H132V190L131 191H127V193H126V195L125 196H122V200L123 201H121L120 199V202H121V206L120 205H118L119 203L117 202V204H115V205H118L119 207H117L118 208V215L116 214L115 216H120L121 217V215H122V217H123V219H121V220H118L117 222H114V219L112 218V217H109V215H111L110 213H109V215H106L104 212H106V211H104V208H103V210L101 211V209L100 210H98L96 207V209L97 210H94V209H90V208H88L87 207V209H84V204H83V202H82V208L81 207H79V206H77L79 209H77V208H75L76 206H74L75 204H73V206L71 205V207H69L68 208V211H70L71 212V214H69L70 215V218L69 219H71L72 220V222H75V223H73V227H76V229H77V227H81L80 229H82L81 230V234L79 235V241H78V243L79 244H77L76 245V242H75V244H74V242H73V245L74 246H71V244L70 243H68L67 245H65V244H63V245H65V246H67V249H66V247H65V249H63L61 252H59V251H57L58 250V248H57V250L55 251V249H54V251H52V253H50V252H48V250H47V252H46V254H45V252H44V255H47V253H49L50 254V256L48 257V255H47V257L50 259V260H48L47 262L49 263V264H110L111 263V261L113 260V259H116V261L118 260V263H115V261H114V263L115 264H161L162 263V260L163 261H165L164 259H162L163 257H166V258H169L170 259V261L169 262H171V260H173L172 262V264H189L191 261L189 260L190 258H187L188 256L187 255H189V253L190 252H192V253H190V256H192L193 255V253H194V255H193V257H192V261H194V263L193 264H195V262H197L198 264L200 263V264H264V144H263V141H261L260 139H258L259 138V134H261V135H264V134H262L263 132H264V126H262L263 127V132H262V127L260 126L261 125V123L263 122L262 120H260V122H259V120H258V122L257 123H254V119L256 118H254L253 116V118L254 119H252L251 118V116H250V114H251V112H250V110L249 109H252V111L254 110V108L256 107H253V108H248L247 110H249L248 112H250L249 114H247L246 113V110L244 111L245 112V115H249L250 116V118L252 119H250L249 118V116H248V118H241V119H246L247 121L250 119L251 121H253L252 123L253 124H255V125H253L252 123H250V121H243L242 120V122H246V123H248V124H244V123H242V122H240L241 121V119H239V116H237V115H239L241 112H242V110L243 109H241V108H238ZM248 107H250L249 105H248ZM18 108V107H17ZM65 108V107H64ZM82 108V107H81ZM80 108V109H81ZM90 108V107H89ZM119 108H120V110L122 109L120 106H119ZM124 108V107H123ZM128 108V107H127ZM133 108V107H132ZM145 108V107H144ZM149 108V107H148ZM167 108V107H166ZM175 108V109H176ZM208 108H209V106H208ZM210 108H212V107H210ZM220 108H222L223 109V106L221 107L220 106ZM260 108V107H259ZM24 109V108H23ZM27 109H29L28 107H27ZM47 110H48V107L46 108ZM51 109H53V108H51ZM59 109V108H58ZM124 109H126V107L124 108ZM123 109V110H124ZM198 109V108H197ZM207 109V108H206ZM205 109V110H206ZM213 109V108H212ZM227 109H226V112H225V110H224V112H225V114L228 112L227 111ZM239 109H241V110H239ZM71 111H72V109H70ZM69 110V111H70ZM82 110V109H81ZM131 110H134V109H131ZM139 110V109H138ZM167 110V109H166ZM190 110V111H191ZM199 110V109H198ZM234 110V111H233ZM14 111V110H13ZM60 111V110H59ZM68 111V110H67ZM80 111V110H79ZM92 111V110H91ZM150 111V110H149ZM148 110H147V113L149 112ZM155 111V110H154ZM188 111V110H187ZM196 111V110H195ZM214 111V110H213ZM212 111V112H213ZM255 111V110H254ZM257 111V110H256ZM255 111V112H256ZM54 112V111H53ZM62 113H63V111H61ZM66 112V111H65ZM75 112H77V110L75 111ZM74 112V113H75ZM82 112V111H81ZM121 112V111H120ZM120 112H118L119 113V115L120 116H122L121 114H120ZM134 112V111H133ZM151 112V111H150ZM173 112V111H172ZM181 112V111H180ZM184 112V111H183ZM199 112H200V110H199ZM199 112H198V114H199ZM210 112V111H209ZM258 112V111H257ZM256 112V113H257ZM15 113V112H14ZM59 113V112H58ZM67 113V112H66ZM73 113V114H74ZM124 113H126V111L124 112ZM128 113V115H130L129 114V112H127ZM157 113V112H156ZM161 114L160 115H162V112H160ZM163 113H164V111H163ZM171 113V112H170ZM174 113V112H173ZM172 113V114H173ZM187 113V112H186ZM191 113V112H190ZM211 113V112H210ZM220 113H221V111H220ZM44 114V113H43ZM42 114V115H43ZM150 114H152V113H150ZM149 114V115H150ZM169 114V113H168ZM176 114V113H175ZM192 114H194L195 115V112H192ZM196 114H197V112H196ZM201 115H202V113H200ZM205 114H206V112H205ZM218 114V113H217ZM216 114V115H217ZM228 114V113H227ZM227 114L226 115H224V113L223 114H221V115H224L225 117H228L227 116ZM252 114H253V112H252ZM251 114V115H252ZM61 115V114H60ZM66 115V114H65ZM71 115V114H70ZM136 115V114H135ZM164 115V114H163ZM179 115V114H178ZM187 115H189L188 113H187ZM203 115H204V113H203ZM208 115H210V114H208ZM212 115V114H211ZM219 115V114H218ZM217 115V117H219ZM242 115H243V113H242ZM241 115V116H242ZM132 116V115H131ZM153 116V117H152ZM197 116V115H196ZM205 117L207 116V115H204ZM203 116V117H204ZM240 116V117H241ZM256 116V115H255ZM258 116V115H257ZM65 117V116H64ZM67 117V116H66ZM119 117V116H118ZM147 117H148V115H147ZM150 117V116H149ZM156 117H157V114H156ZM198 117V116H197ZM199 117H202V116H199ZM198 117V118H199ZM211 117V116H210ZM213 117H214V115H213ZM234 117H236L238 120V123H242V125L240 124H238L237 123V121L235 120L236 118H234ZM242 117H244V115L242 116ZM245 117H247V116H245ZM259 117V116H258ZM121 118V117H120ZM124 118V117H123ZM128 118V117H127ZM133 118H135V117H133ZM145 118V117H144ZM151 118L153 119V120H155L154 118V114L153 115H151ZM158 118V117H157ZM192 118V117H191ZM209 118V117H208ZM220 118V117H219ZM218 118V119H219ZM126 119V118H125ZM138 119H140V117L138 118ZM143 118H141V122L143 121L142 120ZM149 119V118H148ZM159 119V118H158ZM165 119V118H164ZM176 119H177V117H176ZM175 119V120H176ZM179 119H182V118H179ZM194 119V118H193ZM192 119V120H193ZM212 119V118H211ZM221 119V118H220ZM229 119V118H228ZM257 119V118H256ZM66 120V119H65ZM70 120H72V119H70ZM136 120V119H135ZM145 120H147V119H145ZM157 120V119H156ZM171 120V119H170ZM175 120H174V122H175ZM178 120V119H177ZM185 120V119H184ZM191 120V119H190ZM197 120H199V119H197ZM205 120V119H204ZM203 120V121H204ZM217 120V119H216ZM227 120V119H226ZM236 121V122H232V121ZM67 121V120H66ZM69 121V120H68ZM134 121V120H133ZM161 121V120H160ZM168 121V120H167ZM179 121V120H178ZM193 121H195V120H193ZM201 121V120H200ZM212 121V120H211ZM214 121V120H213ZM212 121V122H213ZM120 122V121H119ZM122 122V121H121ZM156 121H154V124H156L155 123ZM159 122V121H158ZM157 122V123H158ZM206 122H207V120H206ZM210 122V121H209ZM231 122V123H230ZM143 123H144V121H143ZM142 123V124H143ZM160 123V122H159ZM165 123V122H164ZM178 123V122H177ZM182 123H183V121H182ZM191 123V122H190ZM198 123H201V122H199L198 121ZM203 123V122H202ZM213 123H215V121L213 122ZM223 123V122H222ZM227 123H230V125L232 126V124L233 123H237L236 125H234V126H237V129H236V127L231 131V129H232V127H231V129L229 128H226L225 126L227 125ZM150 124L152 125V126H154L153 125V123H151L150 122ZM149 124V126H144V127H151V125ZM181 124V123H180ZM180 124L178 125V126H180ZM185 124V123H184ZM195 124H197L196 122H195ZM194 124V126L196 127L197 125H195ZM204 124V123H203ZM206 124H208V123H206ZM206 124H204V126L206 125ZM219 124V123H218ZM144 125V124H143ZM163 125V124H162ZM166 125H168V127H169V129L171 128V124H166ZM199 125V124H198ZM209 125H210V123H209ZM263 125H264V123H263ZM135 126V125H134ZM174 126H176V123H175V125ZM178 126H176V130H175V132L172 130V128H171V130L176 134V137H177V134H178V138L180 137V138H182V136H185V135H188V134H186V132H185V135H184V131H182L183 130V128H182V130H181V128L180 127H183V125L182 126H180L179 128H178ZM193 126V127H194ZM215 126V127H216ZM140 126H137V128H139ZM144 127H143V129H144ZM168 127H166L167 128V130H169L168 129ZM172 127H173V125H172ZM193 127H192V129H193ZM194 127V128H195ZM199 127H201V126H199ZM199 127H196V128H198L196 131H198L199 130ZM230 127V126H229ZM85 128V127H84ZM136 128V129H137ZM175 128V127H174ZM178 128V129H177ZM70 129V128H69ZM135 129V130H136ZM142 129V130H143ZM150 129V128H149ZM156 130H157V128H155ZM154 129V130H155ZM165 129V128H164ZM163 129V130H164ZM188 129H191V128H188ZM209 129V128H208ZM214 129V128H213ZM235 129H236V132H238V137H237V135H234V134H236V132L234 133V131H235ZM129 130V129H128ZM134 130V131H135ZM138 130V129H137ZM140 130H141V128H140ZM152 131H153V129H151ZM160 130H162V129H160ZM193 130H195V129H193ZM192 130V131H193ZM68 131V130H67ZM70 131H71V129H70ZM69 131V132H70ZM82 131V130H81ZM80 131V132H81ZM89 131H91V130H89ZM127 131V130H126ZM130 131V130H129ZM166 130H164V132H165ZM182 131V132H181ZM185 131H186V129H185ZM200 131V130H199ZM198 131V132H199ZM202 131V130H201ZM207 131V130H206ZM210 131H212V130H210ZM131 132H132V130H131ZM154 132V131H153ZM163 132V133H164ZM168 132V131H167ZM169 132H170V130H169ZM194 132V131H193ZM74 133V132H73ZM76 133V132H75ZM78 133V132H77ZM82 133V132H81ZM95 133V132H94ZM103 133V132H102ZM130 133V132H129ZM128 133V134H129ZM140 133V132H139ZM162 133V132H161ZM180 133H182V134H180ZM188 133H190V132H188ZM197 133V132H196ZM100 134V133H99ZM136 134V133H135ZM151 134H152V132H151ZM159 134H160V132H159ZM169 134V133H168ZM175 134H173V133H171V136L172 135H175ZM182 135V136H180V135ZM191 134V133H190ZM189 134V135H190ZM74 135V134H73ZM104 135V134H103ZM132 135H133V133H132ZM152 135H155V134H152ZM161 135V134H160ZM160 135H158L159 137H160ZM195 135V134H194ZM80 136V135H79ZM82 136H84V135H82ZM81 136V137H82ZM129 136V135H128ZM128 136H127V138H128ZM131 136V135H130ZM139 135H137V137H138ZM142 136V135H141ZM145 136V135H144ZM162 136H163V134H162ZM161 136V137H162ZM196 136H198L197 134H196ZM238 138H236V137ZM85 137H87L86 135H85ZM140 137V136H139ZM147 137V136H146ZM149 137H153V136H149ZM155 137V136H154ZM165 137V136H164ZM163 137V138H164ZM175 137V136H174ZM192 137V136H191ZM194 137V136H193ZM206 137V138H207ZM257 137V138H256ZM260 137H262V136H260ZM264 137V136H263ZM262 137V138H263ZM72 138V137H71ZM127 138H125L126 140H127ZM142 138V137H141ZM166 138V137H165ZM171 138V137H170ZM169 138V139H170ZM178 138H177V140H178ZM195 138V137H194ZM217 138L218 139H221L220 140V142L218 141L217 142ZM235 138V139H234ZM83 139V138H82ZM143 139H145V137H143ZM152 139V138H151ZM158 139V138H157ZM168 139V140H169ZM189 139H191L190 137H189ZM201 139V138H200ZM203 139H205V138H203ZM202 139V140H203ZM237 139V140H236ZM264 139V138H263ZM126 140H124V141H126ZM150 140V139H149ZM153 140H155V138L153 139ZM167 140V139H166ZM170 140H173L172 138L170 139ZM169 140V141H170ZM176 140V139H175ZM174 140V141H175ZM176 140V141H177ZM192 140V139H191ZM197 140V141H196ZM260 140V141H259ZM122 141V140H121ZM176 141H175V143H176ZM209 140L207 139V142H208ZM212 141H211V145L210 146H212ZM127 142V141H126ZM177 142H179V140L177 141ZM186 142V141H185ZM190 142V141H189ZM202 142V141H201ZM262 142V143H261ZM124 143V142H123ZM141 143V142H140ZM144 143V142H143ZM146 143V142H145ZM169 143V142H168ZM170 143H171V141H170ZM169 143V144H170ZM172 143H173V141H172ZM175 143L174 144H172L173 146L175 145ZM218 143H220V144H218ZM218 144V145H217ZM128 145H129V143H128ZM140 145V144H139ZM147 145V144H146ZM145 145V147L147 148V146ZM168 145V144H167ZM171 145V146H172ZM125 146V145H124ZM129 146H132V145H129ZM210 146H208V149H210ZM77 147V146H76ZM133 147H135L136 148V146H133ZM140 147H139V150H140ZM168 147V146H167ZM216 147V148H215ZM76 149V148H75ZM127 149V148H126ZM130 149V148H129ZM138 149V148H137ZM142 149L140 150V152L142 151ZM168 149V148H167ZM206 149V148H205ZM135 150V149H134ZM143 150V151H144ZM211 150V149H210ZM76 151V150H75ZM124 152L123 153H125L124 155H123V157L121 158L122 159V164H120V162H118V164H117V166L118 167H121V170L123 169V167H126V166H124L125 164L127 165L129 162H130V160H132V157H134V154H136V152L134 153V151H132V149L131 150H127V151H125V150H123ZM162 151H164L163 153H162ZM193 151H195L194 153H192ZM207 151V150H206ZM84 152V151H83ZM145 152V151H144ZM167 152V151H166ZM190 152H191V154H190ZM197 152V153H198ZM201 152V154L202 155H204L205 156V154H207V152L205 153V154H203ZM208 152H209V150H208ZM88 153H90V152H88ZM87 153V154H88ZM210 154H214V152H209ZM92 154V153H91ZM90 154V155H91ZM122 154V153H121ZM165 154V153H164ZM169 154V153H168ZM199 154V153H198ZM200 154V155H201ZM209 154V155H210ZM107 155V154H106ZM172 155V156H171ZM195 156L197 155L196 153L194 154ZM193 155V156H194ZM84 156V155H83ZM92 156V155H91ZM118 156V155H117ZM82 157V156H81ZM111 158H112V155L110 156ZM197 157V156H196ZM196 157H192V159H194L195 160V158ZM207 157H206V160H207ZM91 158V157H90ZM98 158V157H97ZM119 158V157H118ZM198 158H200V157H198ZM198 158L196 159V160H198ZM205 158V157H204ZM88 159V158H87ZM86 159V160H87ZM96 159V158H95ZM99 159H100V157H99ZM106 160V159H105ZM108 160V159H107ZM113 160V159H112ZM120 160V159H119ZM195 160V161H196ZM200 160V159H199ZM201 160H204L203 158L201 159ZM200 160V161H201ZM206 160H204L203 162L205 163V165H204V163L202 162V168H205V166H207L208 164H206V162H208L209 163V165H211L210 164V162H209V160L208 161H206ZM84 161V160H83ZM82 161V162H83ZM93 161V160H92ZM96 161V160H95ZM100 161H102V160H100ZM104 161V160H103ZM213 161V162H212ZM89 161H87V163H88ZM91 162V161H90ZM89 162V163H90ZM97 162V161H96ZM152 164L151 165H153V162H151ZM195 163V162H194ZM192 164L193 166L196 164ZM102 164H105V163H102ZM137 164H139V163H136V165L134 164V166H137ZM141 164V163H140ZM198 164V163H197ZM200 164V163H199ZM199 164H198V166H199ZM88 165V164H87ZM106 165V168H107V165H109V164H105ZM104 165V166H105ZM114 165V164H113ZM113 165H112V167H113ZM191 165V166H192ZM99 166H101V165H99ZM110 166V165H109ZM116 166V165H115ZM117 166H116V169H119V168H117ZM131 167H132V165H130ZM144 166H146V165H144ZM191 166H189V168L191 167ZM196 166V165H195ZM195 166H194V168H195ZM85 167V166H84ZM95 167V166H94ZM139 167V166H138ZM148 167V166H147ZM146 167V168H147ZM98 168V167H97ZM105 168V169H106ZM114 168V167H113ZM186 168V169H187ZM199 167H197V169H198ZM212 168V167H211ZM86 169V168H85ZM94 168H92V170H93ZM103 169V168H102ZM102 169H98L97 171L99 172V170H102ZM104 169V170H105ZM132 169V168H131ZM152 169H153V166H152ZM179 169V171L181 172H179L178 174H176V172H177V170ZM196 169V170H197ZM206 169H208L209 170V167H206ZM206 169H204V170H206ZM90 170V169H89ZM88 170V171H89ZM108 170V169H107ZM123 170H125V168L123 169ZM122 170V171H123ZM129 170V169H128ZM188 170V169H187ZM190 170H191V168H190ZM193 170H195V169H193ZM199 170H203V169H201V168H199ZM207 170V171H208ZM120 171V170H119ZM146 171V170H145ZM186 171V170H185ZM184 171V172H185ZM210 172L212 171V170H209ZM208 171V172H209ZM85 172V171H84ZM83 172V173H84ZM124 172H126V171H124ZM190 172V171H189ZM206 172H204V174H205ZM99 174V173H98ZM107 174V173H106ZM185 174H186V172H185ZM200 174H201V172H200ZM199 174V175H200ZM204 174H201V175H204ZM207 174V173H206ZM222 174H223V176H222ZM95 175V174H94ZM100 175V174H99ZM182 175H184L185 176V178H183V176ZM200 175V176H201ZM209 175V174H208ZM215 175V174H214ZM91 176V175H90ZM102 176V175H101ZM113 176H116L115 174H113ZM207 176V175H206ZM211 176L213 177V175L211 174ZM82 177V176H81ZM92 177V176H91ZM95 177H96V175H95ZM106 177H107V175H106ZM105 177V180L107 179ZM197 177V176H196ZM199 177V176H198ZM209 178H210V175L208 176ZM64 178V177H63ZM93 178V177H92ZM201 178V177H200ZM199 178V179H200ZM206 178V177H205ZM102 179V178H101ZM110 179V178H109ZM109 179H108V181H109ZM113 179V178H112ZM114 179H115V177H114ZM198 179V178H197ZM198 179V180H199ZM212 179H214V178H212ZM19 180V179H18ZM56 180V179H55ZM60 180H61V178H60ZM87 180V179H86ZM92 181H93V179H91ZM95 180V179H94ZM197 180V181H198ZM202 179H200V181H201ZM207 180V179H206ZM58 181V180H57ZM90 181V180H89ZM188 181H190V187L188 188V186H186V184H187V182ZM202 181H205V179L204 180H202ZM55 182V181H54ZM77 182V181H76ZM110 182H112V181H110ZM117 182V181H116ZM206 182V181H205ZM209 182H211V180L209 179V181H208V183ZM52 183V182H51ZM73 183V182H72ZM93 183V182H92ZM189 183V182H188ZM192 183H194L193 184V188H192V186H191V184ZM207 183V182H206ZM81 184H82V182H81ZM80 184V185H81ZM84 184V183H83ZM82 184V185H83ZM100 184V183H99ZM99 184H97V185H99ZM108 184V183H107ZM201 184V183H200ZM211 184V183H210ZM31 185V184H30ZM64 185V184H63ZM68 185V184H67ZM70 185V184H69ZM77 185H79V183H77ZM94 185V184H93ZM102 185V184H101ZM100 185V186H101ZM12 186V185H11ZM22 186V185H21ZM33 186H35V185H33ZM65 186V185H64ZM89 186V185H88ZM99 186V187H100ZM117 186V185H116ZM212 186V185H211ZM18 187V186H17ZM32 187V186H31ZM74 187V186H73ZM94 187H96L97 188V186H94ZM111 187V186H110ZM114 187V186H113ZM203 188V189H199V188ZM210 186H208V188H209ZM25 188H27V187H25ZM24 188V189H25ZM34 188V187H33ZM54 188H56V187H54ZM69 188V187H68ZM76 188V187H75ZM79 188V187H78ZM86 188V187H85ZM116 188V187H115ZM213 187H211V189H212ZM23 189V190H24ZM35 189V188H34ZM39 189V188H38ZM117 189V188H116ZM131 189V188H130ZM193 189H195L194 191L195 192H193L192 193V191H190V190H193ZM210 189V188H209ZM58 190V189H57ZM74 190V189H73ZM81 190V189H80ZM84 190V189H83ZM115 190V189H114ZM203 190V191H202ZM216 190H217V192H216ZM1 191V190H0ZM21 191V190H20ZM82 191V190H81ZM121 191H122V189H121ZM188 191H190V193L188 192ZM2 192V191H1ZM1 192H0V194H1ZM31 192V191H30ZM74 192V191H73ZM124 192V191H123ZM126 192V191H125ZM124 192V193H125ZM196 192H198V195H196L197 197H195V195L194 196H192L191 197V195H193L194 193H196ZM32 193V192H31ZM31 193H29V194H31ZM62 193V192H61ZM80 193V192H79ZM84 193V192H83ZM88 193H89V191H88ZM119 193V194H118ZM192 193V194H191ZM60 194V193H59ZM75 194V193H74ZM82 194V193H81ZM87 194V193H86ZM117 194L118 195H123V193L121 194V192L119 191V190H117ZM203 194V193H202ZM27 195V194H26ZM35 195V194H34ZM72 195V194H71ZM76 195V194H75ZM83 195V194H82ZM190 195V196H189ZM21 196V195H20ZM77 196V195H76ZM79 196V195H78ZM85 196L86 195H84V196H82L84 199H85V201H88V200H86V199H89L91 196H92V193H91V196H90V194H89V196H87V197H89V198H85ZM96 196H98V194L96 195ZM8 197V196H7ZM6 197V198H7ZM73 197V196H72ZM75 197V196H74ZM80 197V196H79ZM82 197H81V199H82ZM114 197H115V194H114ZM113 197V198H114ZM207 197V199H205ZM13 198V197H12ZM77 198V197H76ZM111 198V200H112V197H110ZM3 199V198H2ZM23 199V198H22ZM58 199V198H57ZM91 199V198H90ZM89 199V200H90ZM95 199V198H94ZM117 199H118V197H117ZM227 199L228 200H233V199H235L234 200V202L236 203V201L238 202V204H236V206H234L233 208H235V210L233 211V212H230V214H226V212L228 211V207H229V203H231L232 204V202H231V200H230V202H228V205L225 207V203L227 202ZM8 200V199H7ZM18 200V199H17ZM62 200V199H61ZM74 200V199H73ZM77 200V199H76ZM79 200V199H78ZM85 201H84V203H85ZM100 201V200H99ZM116 201H118V200H116ZM224 201H226V202H224ZM21 202V201H20ZM45 202V201H44ZM89 202V201H88ZM233 202V203H234ZM18 203V202H17ZM57 203V202H56ZM75 203V202H74ZM234 203V204H235ZM45 204V203H44ZM58 204V203H57ZM81 204V203H80ZM225 204V205H224ZM56 205V204H55ZM70 205V204H69ZM90 205V204H89ZM88 205V206H89ZM233 205V204H232ZM231 205V206H232ZM238 205V206H237ZM1 207V206H0ZM17 207V206H16ZM236 207H237V209H236ZM5 208H6V206H5ZM57 208H58V206H57ZM92 208H94V207H92ZM3 209V208H2ZM1 209V210H2ZM231 209H232V207L230 208V211H231ZM67 210V209H66ZM111 210V209H110ZM227 210V211H226ZM36 211V210H35ZM44 211V210H43ZM42 211V212H43ZM119 211H123V213L122 212H120L119 213ZM5 212V211H4ZM10 212V211H9ZM17 212V211H16ZM40 212V211H39ZM38 212V213H39ZM67 212V211H66ZM70 212H67V214L68 213H70ZM2 213V212H1ZM20 213V212H19ZM35 213V212H34ZM113 213V212H112ZM9 214V213H8ZM33 214V213H32ZM39 214H41V213H39ZM44 214V213H43ZM46 214V213H45ZM108 214V213H107ZM19 215H21V214H19ZM35 215V214H34ZM12 216H14V214L12 215ZM44 216V215H43ZM113 217H114V215H112ZM8 217V216H7ZM14 217H16V216H14ZM39 217V216H38ZM69 216H67V218H68ZM4 218H6V217H4ZM12 218V217H11ZM31 218H32V216H31ZM34 218V217H33ZM36 218H37V215H36ZM40 218H41V215H40ZM49 218V217H48ZM115 218V217H114ZM0 219H1V217H0ZM7 219V218H6ZM10 219V218H9ZM35 219V218H34ZM66 219V218H65ZM68 219V220H69ZM119 219V218H118ZM11 220V219H10ZM19 220V219H18ZM31 220L32 219H30L29 221L31 222ZM37 220V219H36ZM36 220H34V222H36ZM44 220H46V219H44ZM70 220V221H71ZM116 220H117V218H116ZM122 220H124V221H122ZM8 221V220H7ZM20 221V220H19ZM40 221H43L42 220V218H41V220ZM40 221H38V222H36V223H34L33 225L35 226V224H36V227L34 228L35 230H36V233H34V234H37L38 232V234H40V231H42V233H45L47 230H46V223L44 224V221H43V223L42 222H40ZM47 221V220H46ZM119 221H122V222H119ZM6 222V221H5ZM18 222V221H17ZM29 222V223H30ZM49 222V221H48ZM47 222V223H48ZM51 222V221H50ZM9 223V222H8ZM21 223V222H20ZM32 223H33V221H32ZM37 223H38V225H37ZM44 224V225H43ZM50 224V223H49ZM64 224V223H63ZM9 225V224H8ZM15 225V224H14ZM20 225V224H19ZM24 225H26V224H24ZM30 225V224H29ZM48 225V224H47ZM51 225V224H50ZM49 225V226H50ZM53 225V224H52ZM21 226V225H20ZM19 226V227H20ZM30 226H32V225H30ZM30 226H28L29 228H30ZM70 226V225H69ZM22 227V226H21ZM26 227H27V225H26ZM15 228H16V225H15ZM69 228V227H68ZM24 229V228H23ZM75 229V230H76ZM104 229H106V230H113L112 231V236L113 237H111V239L110 240H107V241H105V243H103V244H101L99 241L104 237V235H103V230ZM173 229H175V231H176V233L177 234H179V235H176V236H180L181 235V237L182 236H184V237H187L188 238V240L186 241V242H184V243H189V245H188V247L190 246V248L187 250V251H185L184 249L186 248H184V247H182V246H180V245H183L182 243L181 244H179L180 242L178 241V238L176 239V237L174 236H172V230ZM4 230V229H3ZM34 230V231H35ZM52 230V229H51ZM70 230V229H69ZM169 230H171V231H169ZM15 231V230H14ZM13 231V232H14ZM31 232H32V230H30ZM30 231L28 232V233H30ZM55 231V230H54ZM71 231V230H70ZM74 231V230H73ZM174 231V230H173ZM175 231H174V233H175ZM4 232H5V230L3 231V232H1V233H3L4 234ZM15 232H17V231H15ZM49 232H50V230H49ZM53 232V231H52ZM74 232H77V231H74ZM0 233V234H1ZM5 233H7V232H5ZM41 233V237H42V234ZM48 233V232H47ZM66 233V232H65ZM175 233V234H176ZM13 234V233H12ZM12 234H10V235H12ZM34 234H32V235H34ZM67 234V233H66ZM69 234H70V232H69ZM7 235H9V234H7ZM6 235V236H7ZM17 235V234H16ZM24 235V234H23ZM22 235V236H23ZM30 235H31V233H30ZM46 235V234H45ZM54 235V234H53ZM52 235V236H53ZM68 235V234H67ZM174 235V234H173ZM1 236H3L2 234H1ZM15 236V235H14ZM35 236V235H34ZM34 236H33V239H34ZM64 236V235H63ZM107 236V235H106ZM21 237V236H20ZM24 237V236H23ZM36 237H38L37 235H36ZM35 237V238H36ZM48 237V236H47ZM54 237V236H53ZM55 237H56V235H55ZM180 237V238H181ZM2 238V237H1ZM6 238V237H5ZM25 238V237H24ZM39 239H40V237H38ZM10 239H11V237H10ZM14 239V238H13ZM18 239H19V236H18ZM104 239V238H103ZM16 240V239H15ZM41 240V239H40ZM17 241V240H16ZM36 241V240H35ZM42 241V240H41ZM41 241H39V242H41ZM58 241V240H57ZM104 241V240H103ZM103 241H101V242H103ZM29 242V241H28ZM48 242V241H47ZM56 242V241H55ZM62 242V241H61ZM69 242V241H68ZM63 243V242H62ZM39 244V243H38ZM43 244V243H42ZM53 244V243H52ZM59 244H60V242H59ZM70 244V246L68 247V245ZM30 246V245H29ZM38 246V245H37ZM45 246V245H44ZM49 246V248H51L50 247V245H48ZM52 246V245H51ZM39 247V246H38ZM55 247V246H54ZM61 247V246H60ZM61 249H62V247H61ZM60 248H59V250H61ZM18 250H20L19 249V247H18ZM31 250V249H30ZM34 249H32V251H33ZM38 252L37 253H35V254H40V250L37 248L36 249ZM43 249H41V251H42ZM51 250H53V247H52V249H49V251H51ZM11 251V250H10ZM28 251V250H27ZM13 252V251H12ZM22 252V251H21ZM24 252V251H23ZM30 252V251H29ZM18 253V256H16V257H20V256H22V254L21 253H19V252H17ZM8 254V253H7ZM9 254H10V252H9ZM9 254H8V256H9ZM41 254H42V252H41ZM2 255H4V254H2ZM6 256V255H5ZM8 256H6V257H2V258H0V264H10L12 261H13V259L14 258H12V257H10V258H8ZM23 256H24V254H23ZM0 257H1V255H0ZM36 257V256H35ZM37 257H39V256H37ZM37 257H36V259H37ZM46 257V258H47ZM42 258V257H41ZM41 258H39V259H41ZM23 259V258H22ZM26 259V258H25ZM24 259V260H25ZM28 259V258H27ZM26 259V260H27ZM32 259V258H31ZM36 259H33L34 260V262H31L32 264L33 263H39V261L40 260H38L37 259V261H35ZM25 260V261H26ZM45 260V259H44ZM43 260V261H44ZM168 260V259H167ZM166 260V261H167ZM18 261H20V260H17V262ZM23 261V260H22ZM28 261V260H27ZM29 261H30V259H29ZM29 261H28V264H29ZM43 261H42V264H43ZM13 262H15V261H13ZM24 262V261H23ZM21 263V262H20ZM19 263V264H20ZM27 263V262H26ZM113 263V264H114ZM165 263H167V262H165ZM164 263V264H165ZM13 264H15V263H13ZM23 264V263H22ZM45 264H46V261H45ZM163 264V263H162Z\"/></svg>",
    "mask_w": 264,
    "mask_h": 264
}]
</instances>
